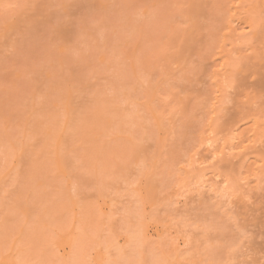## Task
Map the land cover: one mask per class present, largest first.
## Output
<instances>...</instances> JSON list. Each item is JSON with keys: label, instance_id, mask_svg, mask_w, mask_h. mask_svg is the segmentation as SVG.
Returning <instances> with one entry per match:
<instances>
[{"label": "rangeland", "instance_id": "obj_1", "mask_svg": "<svg viewBox=\"0 0 264 264\" xmlns=\"http://www.w3.org/2000/svg\"><path fill=\"white\" fill-rule=\"evenodd\" d=\"M227 1L229 2L232 1L230 3L233 4L232 6L235 5V7L233 8L229 4L228 5L229 8H226L227 10V9H230L231 7L229 11H226L224 9V11L219 10L222 12H218V10H215L214 8L212 10V6L213 4H215L214 6H216L217 0H0V83H1L0 85H2L0 86L1 88L0 90V108H1L0 119H2L1 120L2 122L0 121V131H1L0 132V165H1L0 168L4 167L3 169H0L1 171L0 172L1 173L0 175V184H1L0 185L1 187L0 188L1 189L0 190L1 192L0 193V197H1L0 205L3 206V207L0 206V221L2 222V223L0 222L1 223L0 225H2L0 227L4 226L3 224L6 223L4 221H7L6 224L8 228L9 226L13 225V228L11 226L12 229L11 228L8 229L4 227L3 228L4 230L2 231V228H1L0 231L4 232L8 230L9 232L7 231L6 235H9V234L11 235L13 231H10V229L14 230V233H16V231L18 232L20 231L19 234L16 233L15 236L12 233L13 235L12 239L14 238L16 240L20 236L21 238L20 241L22 240L21 241L22 243H19L20 241H18L17 243L20 245L19 249L22 252L21 255H25L24 257L23 256L22 257L20 256V257L21 259L24 258L25 260H24V263L23 262H19V263L33 264L34 262H36L35 264H38L36 259L39 258L38 262H40L39 260L41 259L42 256H44L41 259L42 264H45V263L49 264V262L50 264H58L56 263L58 262L57 260L58 258L60 260L59 264H65V262H67L66 264H70V263L80 264L81 261L83 262V263L81 262V264H86V262L87 264H101V263L102 264L103 263L104 264H116L115 261L116 262L118 261V264H264V141H263L264 140V66H263L264 56H262V53L264 55V51L261 50L262 45L260 46V43H258L259 40L252 38L250 29H249L251 28L249 26L250 24L247 23L246 19L245 21L242 19V16L244 14L243 8L245 7L243 6V3L245 5L247 2H245L244 0H227ZM222 2L223 1H220V2L218 1L219 4ZM254 2L256 1L254 0ZM222 5H224V3ZM222 8L219 5V9H222ZM259 8L261 9L259 11H261L262 15L261 16L258 15L261 18L259 17L260 20H258L259 18L257 19L258 25L256 24L255 27L259 26L256 28L260 30V33H261V31L264 30V27H263L264 26V9H263L264 7H259ZM212 11L214 14L212 13L209 14V12H212ZM214 11L218 13L219 17L217 16V13H215ZM238 11L243 12V14L242 12L239 13L241 16L238 15V17L241 18V20L238 17H236L237 15L236 13H238ZM255 11L259 12L258 9H255ZM223 12L224 13L227 12V14L225 13L224 15ZM256 12H255V15H257ZM228 13H230V15L231 13L235 14L234 16L231 15L233 19L232 17L230 19V16H227L229 18L226 17ZM209 16L210 17L213 16L215 20L212 21L211 20L212 18L208 19ZM220 18H225V19L227 18V20H230V21L234 20V21L230 23V21H226L225 19L224 20L222 19L221 21ZM211 23H212V26L214 25L216 26V28L215 27L212 28V26L210 25ZM225 23H227V25ZM229 23H230V26L232 27H229ZM218 25H220L219 27L220 31L217 28ZM262 28L263 30H261ZM207 31L209 34H212V35H215L213 33H216L215 35L216 38L215 36L213 37L216 39V42H214L215 39H213L211 35H207L208 34ZM211 31L212 33H210ZM221 31L224 35L221 33ZM218 32L220 33V35ZM224 32H227V33H224ZM239 32H245V34L242 33L243 35L241 36V33L239 34ZM190 34L194 37L193 40L199 37L198 38L199 41L195 39L193 42H191L192 40L188 39L192 37V36H189ZM262 34L264 36V32H262ZM223 36L225 38V42H222L224 39ZM209 37H211L212 40ZM218 39L221 41L219 42ZM186 40L187 41L189 40V42H191L190 45H188V48L192 50L188 49L189 52L187 51L184 45V42L185 44H187ZM210 40L213 42H211ZM235 40L236 41L239 40V42L241 41L242 42L244 41V42L243 43L241 42L242 44L241 43L237 44L238 45L237 46L236 45L237 42ZM249 41L251 42L253 41L252 42L253 44L250 43ZM62 42L64 45L62 44ZM209 42L211 44L213 43L214 47H212V45ZM192 43L196 44V45L195 44L193 45L194 49H193V46H191ZM218 43L220 44L218 45ZM197 45L198 47H195ZM221 45L222 46L224 45V47H222ZM204 46L205 47L208 46L206 48H209L210 46V48H213V49L209 48L207 51L206 48L203 49ZM230 46L231 47L234 46L236 49L234 47L230 48ZM257 46L260 48V50ZM254 47L257 48L258 50L257 52L259 53L258 54L259 59L255 52H254L255 56L252 55L253 51H256V50H253ZM199 49L200 50L203 49L201 50L202 55L206 53L205 55L211 57V58L209 57L210 59H208L207 62L206 60L204 61V59L208 57L206 58H203L205 56L201 57L202 55L199 54L200 53ZM222 49L224 51H221ZM230 49L232 50L234 49V50L232 51ZM193 50L194 51L196 50L195 51L196 53L199 51V53L195 55L196 53L193 52ZM236 50L238 52L240 51V53H237ZM206 51L208 53H211L209 51H212V53L215 52V54H211L213 55L211 56ZM216 51L218 53H216ZM247 51H248V54H247ZM64 52L66 53V55ZM60 53L62 54L61 56H63L64 54V56H67V57H65V59H64V56L60 57ZM237 55L239 57L242 56L240 57L241 59L237 57ZM242 59L243 61L242 63H240ZM209 61L210 62L213 61L212 63H215V64L210 63V65H208ZM246 63L249 64V67ZM228 65L230 66V68L233 67L234 69L233 68L230 69L229 67H227ZM254 65L255 66L257 65V66L255 67ZM19 70L21 71L19 72ZM255 70L257 71L255 72ZM7 71H10L11 74L10 72H7ZM51 71L53 74L50 73ZM240 71L243 74H241ZM251 71H253V73ZM72 72L75 73L74 74L75 76L72 75L73 74ZM41 73L43 74L44 77H47V79L41 76ZM27 76L29 79L27 78ZM22 78H24L25 81H23L24 79ZM69 78L72 80H70ZM250 78H252V80ZM26 79L30 81H27ZM52 79L54 80V82ZM67 79L68 81H66ZM256 79H258L259 83L258 82L256 83L257 81ZM12 80L13 81L15 80V81L13 82ZM80 80L82 81V83L80 82ZM242 80H244V82L247 85H244L245 83H243ZM26 81L28 82L29 86L31 84L30 87H28V84ZM44 81H47L48 83L46 82L45 84ZM253 81H254V84H253ZM24 82H26L27 86L25 85ZM35 83L37 84L39 83V85H36L34 92H31L34 89L31 87H34ZM4 84H5V87L3 86ZM7 84L9 87L8 92L6 89ZM59 87L62 93H59L61 91L59 92L57 91L59 90ZM23 88H25V90ZM27 88H31V89H27ZM50 88L51 89L53 88V90H50ZM66 89L67 91L69 90L72 91L71 92L72 95L74 94L71 97L72 100L69 98L72 102V105H75L73 106L74 107L73 112L70 107L68 111L67 105L66 104L64 105V102H62V101H65L64 99L68 97V96L66 97V95H68L69 92H67ZM20 90H22V92ZM63 90H65L67 94ZM4 91L6 93H4ZM50 91L51 92L54 91V93L50 94L51 93ZM73 91H76V92L74 93ZM27 92H30L35 99L39 97L40 95L41 96L36 99L37 101L36 100L34 101V98L32 97V95H28ZM48 92H50L49 95H51V97L48 95ZM20 93H22L23 95L22 94L20 95ZM63 93L65 94L63 95ZM60 94L62 95L61 97L62 99L60 98L61 96ZM53 95L56 97L57 100L54 98ZM24 96L27 98L29 96L28 99H30V101L28 100L27 102L26 100L27 98L25 99ZM47 96L49 97V99H47L48 98ZM80 96H82L83 99H79V98H82ZM23 97H24V101L26 100V102L23 101ZM30 97L32 98V100ZM59 99H61L62 101ZM69 99L68 101H70ZM47 100L49 103L47 102ZM54 100H56L57 102ZM8 101H10L9 102L10 107L8 105ZM80 101L82 103L81 105L79 103ZM42 102L44 103V105L42 104ZM51 103H54V104L52 105ZM66 103H67V100H66ZM77 103L79 104L78 107L76 106ZM50 104L52 105L53 108L50 106ZM56 104H60L57 107H55L57 109L54 108ZM144 104L145 106H148V107L146 108ZM21 106L23 109L21 108ZM28 107H29V110H28ZM24 108H25V111H24ZM30 109H32L33 111H30ZM49 109H50V112L48 113ZM97 109L100 112L97 111ZM244 109L247 112L244 111ZM28 111L32 117L30 115H27L29 114ZM65 111H68L67 113H69V115ZM32 112H35L34 115ZM54 112H56V114ZM82 112H83V115H80L82 114ZM84 112H85V115L90 114V113L91 114L85 116ZM94 112L95 114L98 113V115H96L97 117L94 116L95 114L93 115ZM10 113L14 114V116L12 115L13 117H16V118L18 117V118L17 119L14 118V121H13V117L11 118V115H9ZM21 113L24 115H22ZM70 113L72 114V116L75 114L73 116L74 118L71 116V119H69L71 115ZM131 114L132 115L134 114V116H132ZM25 115L29 116L34 121L36 119L38 121L36 120V122L34 123V121L31 120L29 122L28 119L25 118ZM113 115H116L114 116L115 118L113 117ZM33 116L34 117L38 116V118L37 117L33 118ZM47 116L49 119L47 118ZM53 117L54 118L56 117V119H53ZM79 117L86 119L84 120L85 122L82 120V118L79 119ZM88 117H90V119ZM9 118L12 119L11 124H10ZM40 118L41 119L43 118V119L40 120ZM57 118L61 120L63 119L64 121L63 120H62L63 122L59 121ZM101 118H102V121L105 122V124L103 125L100 124ZM103 118H106V119H103ZM26 119L28 123L26 122ZM67 119H69L70 121H68ZM98 119H100V121ZM22 120H24V122L26 123L22 122ZM43 120L45 121L44 124L45 123L48 124L49 121L51 124L49 123L48 126L46 124L44 125ZM72 120L74 121V123H71L73 122ZM80 120L82 123L84 122L83 125H81L82 127L79 126L81 123L79 122ZM96 120L98 121V123L95 122ZM17 121H20V122H17ZM88 121H89V124H91V125L87 124L90 128H87L88 126L86 125V122ZM12 122L14 123L12 124ZM37 122H40L41 124ZM133 122H137V124L136 123L131 124ZM31 123L34 124L33 126H36L37 124V126L40 125L46 128L48 127L49 130L48 128L47 129L45 128V131L44 130L42 131L44 127L40 130L41 128L40 126H39L40 128L37 126L36 128L35 127L33 128ZM65 124H66L65 127H69V128L71 127V129L73 128L72 130L75 132L69 129L71 131L70 133L68 128H66L69 131L68 132L69 135L67 134V132L65 134L67 135L68 143L64 142L65 146H62L63 151L60 149L61 150L60 152L59 148L64 143L62 142V144H60L62 140H60V143L58 141H59V138H61V136L63 140L66 139V137L63 136L62 134L64 130L66 131L64 127ZM84 124L86 125V127ZM92 124L96 125V127L92 126ZM16 125H18L17 127L19 128H16L15 127ZM51 125H53V127ZM57 125L60 127L57 128ZM104 125L106 126L104 128H107V129L115 128L116 130L119 128V125L121 129L123 127L124 128L123 130H120L119 128L118 129L119 132L116 130V132H118L116 134L115 131L113 130L114 131L113 132L111 129H110L111 131L105 132L104 131L105 129L101 127ZM111 125L114 128H112ZM129 125L132 126V128ZM11 126L15 128L14 130H17V131L13 130L14 133L10 131L12 130ZM91 126L92 128H94V130L91 128ZM76 127H78V129L81 127L83 128V130L85 128V130L84 132L83 131L81 132L80 130L78 132ZM6 128L8 129V131ZM52 128H57L56 130L54 129L56 132L54 130H51ZM125 128H128V130ZM28 129L31 130V132ZM86 130H89V131L91 130L90 131L91 136H89L88 134L89 131L87 133ZM133 130H135V132ZM146 130H148V132ZM19 131H22V132H19ZM76 131L81 134L79 135L80 138L77 137L78 134H76L77 136L74 134L75 137L73 138V133H76ZM131 131H133V133L135 134L133 136L135 137L132 136ZM36 132L38 133V136L36 135L33 136L32 133L37 134ZM53 132L55 134H53ZM111 132H113L114 135L115 134L116 135L114 136L113 133ZM1 133L3 134V138L6 137L8 141L1 140L2 138ZM6 133L10 134L9 136L13 138V141L12 139H9V136ZM45 133L47 134L49 133L52 137H50L49 135V139H47L48 137L46 136L48 135H46ZM94 133H97V134H94ZM109 133H111V135ZM11 134L15 135L16 137L12 136ZM56 134H59L60 136L58 135L57 137ZM70 134H72V138L74 140L76 137L78 138V141L76 142L77 147L82 145L83 140L81 138L84 137L85 135L86 136L88 135L87 139H89L90 137L89 140L93 139L94 141H89L90 143L88 142L86 144L83 143L86 146V148H83L84 145L80 146L79 150L76 151L73 156L69 157L68 154H73V152L77 149V148L75 149L76 146L74 147V145H72V147L69 148L70 146L69 139L71 138ZM97 135L99 136L97 137ZM104 135H107V136L101 137V139L103 138L102 144H98L99 145L98 147L100 148H97V142L94 138L99 140L98 143H101L100 136H104ZM25 136H27V138ZM39 136L43 139H41ZM117 136L118 138H121L119 136H122V138L125 137L126 139L121 138L122 139L121 140V139H118ZM63 137H65V139ZM114 137H115V141H114ZM201 137H202V140L200 139ZM252 137L253 138L255 137V140L252 139ZM256 137L258 139H256ZM44 138L46 142L43 141ZM51 138H54L53 139L54 142H52L53 140ZM55 138L58 139L57 140L58 143L56 142ZM26 139H27L26 142L28 143L25 144ZM83 139L85 140L86 138L84 137ZM87 139H86V142H87ZM19 140H21V142H19ZM74 140H71L70 142L74 144ZM127 140L128 141L130 140L129 143L127 142ZM135 140L137 143L135 142ZM8 142H10V145L7 144ZM37 142L38 143L40 142L41 144L45 142L47 145L49 143V145L48 146L45 145L46 146L45 147L44 144L40 145ZM78 142L80 143L82 142V143L80 144ZM94 142L96 143V146ZM131 142H134V143L132 144ZM104 143H106L108 148L112 149V151H110V149H107V146H105L102 149V145H105ZM1 144H2V147H1ZM27 144L28 145L30 144V146H28ZM58 144H60V146ZM89 144H90V147H89ZM91 144H94V145H91ZM112 144H115V146L112 147ZM129 144H132L131 146L132 149L135 148L132 150L133 154L135 153V151L137 152L134 155L129 154L130 156L126 153L128 155L127 157L129 158L132 157L130 159H132L134 162L126 157L129 160V163L126 162L128 164L124 168L122 167L124 166L122 165L123 162L119 164V161L120 162L123 160L124 162L126 161L125 158L124 159L122 158V160L120 159L123 156L125 157L126 150L130 148L127 146ZM3 145H5L7 148L9 147V149L11 146L12 147L9 151V149H6L5 146H4L5 148H3ZM18 145L21 147L18 148ZM39 145L41 147L43 146L42 148L44 149L47 148V149L42 150V148H40ZM67 145H69L68 149H73L74 147L75 150L74 149H73L74 151L70 150V152L72 151L73 152L65 155L67 151H65L66 149L64 150V148H66ZM117 145H120V147L118 146L120 148V152L118 150L119 148L118 149L115 148L117 147ZM25 146H28V147H25ZM53 146L54 148H57L58 146L59 148L57 149L59 151H56V149L54 151V149L52 148ZM92 146H95L97 149H100V150L102 149L104 153L107 152L106 154L108 155L105 154L102 157L100 155L101 163L102 165H104L105 169L108 166L109 168L107 169H110L112 167V169L115 172L111 169L113 172H111L110 170L109 174L115 173L112 176V179L114 178L115 180L110 179L111 174L106 175L105 171H107V169L105 171L103 169L102 175H100L101 173L96 175L94 173V170H95L93 167L94 163L92 162L93 165H91L92 163L89 165L88 164L86 165L85 163H83L85 164L84 166L81 164V162L82 160L84 161H87V160H85V158L82 159L81 157H80L81 162L79 161L75 164V166L78 167V169H76V171L74 170V166H73L74 159H76L77 155H78L77 158H79V155L82 156L85 151L84 156L86 158L87 156H91L92 158V155L90 153L92 154L95 153L93 154V157L96 158L97 157L96 152L98 153L100 152L99 154L103 153L102 151L97 150V149L95 150L96 152L95 151L93 152L91 149ZM194 146H197L198 150H196V147ZM33 147L36 150L38 147L37 151L41 149L40 152H37ZM88 147L89 149H91V152L90 150H88ZM17 148L20 152L24 148L23 152H28L29 154L26 153V156H30V158L28 157L27 158L28 160H26V157L22 155L23 157L21 158L25 160H22L21 162L19 161L20 162L19 163L18 160H16L15 158H18V156L19 155L21 156V154L23 153L21 152L18 155L17 152L19 151H17ZM192 148H194V151L196 152V154L194 153ZM12 149L13 151H11ZM25 149L27 150L24 151ZM83 149L84 151L82 153ZM148 149L150 150V153L149 151H147ZM35 151L38 153V155L39 154L41 155L35 156L36 154ZM48 151H50V153ZM128 151L131 152V149H128L127 152ZM7 152H8V156H7ZM59 152H60V155L61 154L63 155V152L64 153L66 152L63 155V157L66 156L65 157L66 159L68 156L69 159L73 161L71 162V164L73 163L72 164L73 167H72V170H70L69 169L71 168L69 167L70 160L67 158L69 161L65 162L64 161L65 159L61 157V159H63L62 161L67 163L66 164L67 166L69 165L68 166L69 168H67V170L68 169L70 170V171L66 170L67 172L64 173V176L67 177L68 174L72 173L71 174L72 184L70 185L72 186L77 185L76 187L77 193H80L79 191H81L82 185H80L79 183L83 184L82 181L84 180L87 184H85L84 182L83 186L85 187H82V191L85 193L88 191L90 193L87 192L88 194L84 193L85 195H82L83 192L81 191L80 193L81 195L76 194L75 188H73L75 190L74 191L73 189L70 188L71 186L70 187L67 186V180L64 185L63 180L65 178L61 174L59 175H61V177L64 179L57 178L59 182L56 179L54 180V178L58 175L57 172L60 171V169H58V171L56 169V165L58 166L57 162L59 161L57 159H60V157L58 158L57 156V154L59 155ZM33 153L35 154L33 155ZM30 154L35 157L31 156ZM43 154L44 155L46 154V157L42 156ZM52 155H54L53 157H55L56 155L55 157L56 159L51 157ZM120 155H123V156H120ZM105 156H109L110 159L108 158V160H109V163H111V167H110V164L107 163L108 160ZM114 156L115 157L120 156L118 158L119 161H117V159H115ZM36 157L37 159L38 158L40 159L37 160L35 159ZM50 157H51V160L57 161V162L55 161V163H53L52 161V166L53 164L54 165L56 164L54 168L50 166V163H51ZM31 158L32 160H34V162L38 161L39 163L37 162L35 164L34 162L31 161ZM45 158H48V163H46V165L49 164V166L52 167L51 170L45 167H44V170L38 168V167L42 168V164H45L44 161L47 160ZM111 158L112 159L114 158L113 160H115L116 162L115 161L110 162ZM148 160H150V162ZM7 161L9 164L7 163ZM27 161H31L32 163L31 162L27 163ZM102 161L103 162L105 161V162L103 163ZM139 161L140 163H138ZM17 162L20 165L16 164ZM22 162L24 165L22 164ZM113 162L114 164H112ZM225 162L226 163L230 162V164L233 163V165L231 164V167L227 168L226 167L227 165L224 164ZM13 163L18 165V167H16V165H14ZM115 163H117V166L121 165L116 170H115L116 168ZM148 163L149 164L151 163V164L149 165ZM234 163L236 165H234ZM27 164L31 166L33 165V167L39 164L38 167H36L38 168V171L36 170L35 167H34L35 168L34 171L32 170L33 167H31V169L28 168ZM78 164L80 165V167ZM96 164L97 163H95V166L97 167ZM81 165L82 167L84 166L83 168L85 169H83ZM222 165L224 166L222 167ZM49 166H46V167H49ZM88 166H89V169H87ZM24 167L25 168L27 167L26 169L28 170H25ZM80 168L84 171L85 176L87 175L89 176L91 173L92 174L94 173L93 175L89 176L90 178L86 177L91 182H87L89 180H87L85 176H83L84 174H81L83 173V171L80 170ZM91 168H93L94 170H90ZM16 169H17V172H16ZM121 169L122 170L126 169V171L123 170L124 171L123 173ZM21 170H24L25 172ZM30 170L33 172L32 176H36V178L35 177L34 178L36 180L37 185L38 186H40V184L42 185V187H40L39 190L35 189L38 186L35 184L34 180H32L33 177L30 176L32 173ZM39 170L40 171L43 170L47 172L48 170L52 171V174H53L52 177L53 176L54 177L51 179L54 180V182L56 181L53 185L57 187L56 188L55 186H53V188L55 187V189L58 190L57 193H56V190L55 189L53 190L52 188V182L51 183L49 182V184L47 182L49 179V175H51V173L49 174L47 172H46L47 174L45 172L39 173ZM77 170H80V173H77ZM86 170H88L87 173L89 172L91 173L86 175ZM13 171H15L16 173H14ZM27 171L28 172L30 171V173H27ZM72 171H75V172L73 173ZM68 172H71V173H68ZM118 172H119V176L117 177ZM10 173H12V175ZM38 173L40 176L38 175ZM75 173L76 175L74 177H76V179L77 178L79 179V177H77L78 174L79 176L81 175L80 176L81 178L84 177V179L83 178H82L83 180L79 179V181L78 179L75 180L73 178V174ZM125 173H127V175ZM150 173L152 174L150 175ZM8 174L10 175L8 176ZM26 174H29L28 177H31L30 179L32 182L29 183V185L31 186V188L34 189V191L36 190L35 192L29 188V185L27 182L28 181L30 182V180H28V177H26L27 176ZM43 174H45L46 177H41V175L43 176ZM120 174H122L125 177H122V175ZM37 175L39 176V178ZM14 176L16 177L14 178ZM22 176L23 177L25 176L26 178L23 179ZM104 176L106 177L109 176V177L104 179ZM69 177L71 176L69 175ZM69 177H68V180L70 179ZM99 177L101 178L100 179L101 182L102 181L105 182L103 183V185L101 182H98ZM8 178L10 181H7ZM44 178H46L47 181ZM125 178H129L130 182ZM22 179L24 180V183H23L24 187H21L22 185L21 183L23 181ZM145 179L150 180L148 181V183L146 182L147 185L145 184V181H144ZM106 180L107 182L109 181L110 184L109 182L108 184H106L107 183ZM72 181L74 183L76 182L77 183L74 184ZM92 181L96 182V184L92 183ZM121 181L123 184L121 183ZM7 182L8 184H5ZM32 183H34V185ZM56 183H58L57 184L58 186L56 185ZM88 183L90 185H95V187L90 186L91 187V190H90V188L88 187L89 186ZM98 183L99 184L101 183V184L99 185ZM116 183L118 184V186H116L117 185ZM119 183H121L120 185L122 187H120ZM16 184L18 186L21 184L19 186V188L20 187L21 188L20 189L18 187L16 188ZM47 184L50 187L45 186V187H49V188H46V191H45L44 189L45 187L43 186ZM59 184L61 186H59ZM104 184L108 186H104ZM6 185H8V187ZM11 185H14V187H12ZM110 185L114 187L113 188L114 190L112 189ZM99 186L101 187L100 189H98ZM102 186L104 187L103 190L104 192H106V194L103 192V190L101 191V189L103 188ZM26 187L29 188L27 189L29 190L28 192H26L27 191ZM60 187H61L60 191L62 195H60L61 193L59 192ZM66 187L69 189V195L67 194L68 190ZM86 187H88L87 189H85L86 191L83 190V188H86ZM92 187L95 189L97 188L98 189L96 190L97 192L95 191V189L92 190ZM144 187L145 189L146 188L147 189L144 190ZM63 188L64 189L66 188V189L64 190ZM115 188H116V192H115ZM5 189H7V192ZM70 189L71 191H74L75 195L73 194L72 196ZM19 190L21 192L24 190L22 194L26 192L25 196L27 195L26 197L23 196L24 199L22 200L20 199V198H23V197H20V195L22 194H19V198L17 197L18 196L17 193H20ZM147 190L149 191V193H145V192H148ZM16 191L18 192L15 193ZM40 191H42V193ZM117 191H120L121 193L119 194V192L117 193ZM9 192L11 193V196ZM31 192H33L32 197L31 195H29ZM36 192L38 193V195L36 196H39V197L34 196L35 195L34 193ZM107 192H109L110 194ZM50 193L52 194L50 196L52 197V200L51 198H49ZM53 193H56V194H53ZM93 193L95 194L93 195ZM57 194L59 198H61L60 200L57 197L58 198V200H56L58 201L57 204H59L60 201H64L67 205L65 206V203L63 202L64 203L63 204L61 202L64 207H61L62 210H61L60 215L63 217L65 216V218L61 217L60 215L58 216L59 213L57 212L56 214L55 213L56 210H54L53 212L55 214L51 213L53 210L47 211V207L46 208L41 207L40 208L41 213H36V212H40L37 209H39L41 202H44V201L47 202V200L50 199L52 203L55 201ZM89 194L91 196L87 197V195ZM102 194H105V195L101 196ZM121 194H123V196ZM67 195L69 196L68 200H65L64 198H62V197L68 198ZM95 195H97L99 198H97V196L94 197ZM99 195L102 198H100ZM107 195L109 199L107 198ZM111 195H114L116 197L111 196ZM117 195L119 196L118 199H117ZM28 196L30 197L28 198ZM75 196L78 197L77 198L78 200L74 198ZM104 196L106 198H103ZM13 197H14L13 201H15L16 199V202H17V203L15 202V204L13 201H11ZM86 197L89 200L86 199ZM90 197H92L93 199H90ZM27 198L29 199L28 201H31V198H32V201L37 199L38 202L36 201L35 205L36 203H38L39 206L38 207L34 206L32 208L34 202L32 205H29L32 202L27 203L28 202ZM82 198L84 200L86 199L85 202L83 201ZM94 198H97L98 200ZM4 199H7L9 204L5 203L7 201ZM50 200L48 201L49 203H50ZM73 200H76L78 202L77 205L80 204L81 207L79 206V208L81 210H82L84 203H86V201L87 202L90 201V205L92 206L90 214L91 212L94 213L97 219L95 218L94 215L88 214L90 215L89 217L92 216L91 217L92 219L89 220L88 218V220L91 223L89 222L88 224V221H87V224H88L87 226L86 221H84V220H87V218L85 219L84 217V220H82L83 218H81L82 216H80L84 214V213L80 214L83 211L79 210V208L77 210V206L75 208L73 207L74 209L73 211H71L72 206H73L72 205ZM96 200L98 203L101 202L100 204L101 206L98 203L97 204L95 203ZM2 201H5V202H2ZM10 201L13 203L12 205L10 204ZM22 201H24V203ZM67 201H69L70 204ZM79 201L80 202L83 201V202L79 203ZM108 201H111V202H108ZM49 203H47V205ZM21 204L23 205L27 204V206H30L32 211L34 210V212H32V214L29 213L30 216L29 214L24 215L22 211H23V208L25 207H21L22 206ZM57 204L54 203V205H57ZM4 205L5 207H8L11 205V207H8L7 209L4 207ZM42 205L43 203L41 204V206ZM59 206L60 205H57V207ZM50 207H52V205ZM57 207L55 209L60 208V207L59 208ZM9 208L12 210L13 208L16 210L18 209L17 210L18 212L17 211L16 212L17 214L19 213L22 218L20 217L19 214L17 218L19 217L21 219H24L25 220L24 223H26L24 224L25 226L23 225V223H22L23 226L17 225V223L19 222L18 221L19 218L17 219L16 216L13 215V212L15 210H13L11 214L10 213L11 210ZM19 208H22V209L19 210ZM68 208H71V209H68ZM94 208L96 211H94ZM110 208L111 210H109ZM5 209L7 210L8 213H10L11 215L10 217L9 215H6L7 213L6 211H4ZM42 209H44L43 210L44 212H42ZM114 209H116L118 212H116ZM67 210H68V215L70 211L72 215L75 214L76 212L74 210H77L79 212L81 211V212L78 213L79 215L76 216L75 214L73 215V218L72 217L70 218L68 217L66 213ZM22 213L24 217L26 216L25 218H23ZM112 213H114L115 215ZM37 214L39 216H41L42 214L41 217H43L44 214H47L50 216V220L52 221L50 222L49 216H48V221L45 220L46 219L45 216L47 215H45L43 218L40 219ZM130 214H132L131 215L132 217L130 216ZM2 215H5V217ZM52 215H57V216L52 217ZM72 215H69V216H72ZM88 215H86V217ZM112 215H114V217ZM7 216L9 217V219ZM34 216L38 218V219L36 218L38 221L37 223H34L29 219L31 218L33 221L36 222V219ZM66 216L68 218H66ZM126 216L128 218L130 217V219L133 218L132 220L134 222L128 219ZM13 217L15 219H13ZM56 217L63 221L64 219H66L65 222L62 221L63 224H65V226L71 223L70 224L71 226L69 225L70 227L69 226L66 227V229L68 228L69 229L68 230L64 229L65 226L63 227L62 223L61 225L59 222H57L59 225L55 224L56 223L55 220L59 221ZM52 218L53 219L56 218V219L53 220ZM102 218H104L106 223L103 221ZM10 219L12 220L11 223L9 222ZM16 219H17V223L15 222ZM75 219L77 221L82 220V222L80 221L76 224ZM93 219H94V222H93ZM98 219H101L102 224ZM108 219H110V221ZM13 220L15 224L20 227L21 230H19V227H16L18 229L16 230V228L14 227L16 225H14ZM26 220L31 221V222H28L29 224L34 223L35 227L32 226L33 224L30 226ZM124 220L126 221L124 222ZM128 220L131 222H129ZM40 221L43 222V224H38V223H41ZM53 221H55L54 222L55 225L52 224ZM95 221L96 222L99 221L100 225L105 224L104 225L105 227L101 226L102 227L101 229H104V230L100 231L99 228H97V227H100L98 226L99 222L96 223ZM8 222L11 225L8 226L9 224ZM110 222H111L112 227L114 228L111 227ZM82 223H83V226L85 225L86 227H81L80 225H82ZM106 224H108L109 228L111 227V229L108 230L107 229L108 226ZM130 224H132L133 227ZM28 225L31 228H29ZM42 225L45 228L41 227ZM74 225L75 226L78 225L79 227L78 226L75 227ZM93 225L96 226L94 227L97 228L99 232L95 233L97 229L94 231ZM26 226L29 229L28 234L30 235L31 238L29 237V235L27 237V231H25L27 230V228H24ZM47 226L48 227L50 226V227L47 228ZM59 226H61L60 229L63 227L64 230L62 229L61 231L59 229ZM22 227L24 228L26 235L24 232H22L23 230ZM56 227L58 228L56 229ZM74 227L76 229L77 228L79 229L80 227L83 229L85 228L84 229L85 232L84 231L82 232H84L85 236H87L86 238L83 235L84 245L87 244L86 245L87 248L85 250L84 249L80 250L83 252H78L79 250L75 249L76 248V246H74V244L76 243L75 239H74L75 240L74 243L72 242L70 246L68 245L67 240L69 239V237L67 233L65 232L75 230ZM86 228L87 230L89 229L88 232ZM38 229H40V231L43 229L44 230L47 229L48 231H50L49 236L52 233H54L55 235L50 236L52 237L51 240L55 236L53 242L51 241L53 244H51L49 241L50 237L49 236L46 237V235L43 234L44 230L43 232L41 231L42 233L39 232L40 234H37V232L39 231ZM58 229L62 233H65V234H62ZM35 230H37L36 234L38 235V236H35V238L37 237L36 238L37 242H34L35 238L33 237L35 234ZM47 230H45L44 233H46ZM21 232L22 234H20ZM76 232L77 231H75L74 237H77ZM23 234L25 235V237ZM41 234H43V236ZM46 234L48 235V233ZM6 235L5 233H4V236H3V233L2 235H0V237L2 236L1 240L3 241L4 239L3 242H1L0 240V243H1L0 245H4L6 247L5 248L4 246H0V248L2 247L5 248V250L3 251L4 253L9 252V249L13 248L11 246L13 242L15 241L14 239L11 240L12 235L11 236L10 235L6 236ZM22 235L23 237H21ZM59 235L60 236L64 235V237L65 235H67L68 238L67 237L64 238L62 236L59 237ZM5 236L7 237L6 239L4 238ZM96 236H99V237L101 236V238L97 240ZM41 237L45 238L46 241ZM92 237H94L96 240ZM22 238L24 239L26 238L27 240L25 239L26 241H24V239ZM32 238L34 241L32 240ZM130 238L132 239V242L130 241L131 240ZM8 239L11 241H9ZM28 239L31 240V242ZM100 239L102 242L100 241ZM6 241H9L10 243ZM129 241L132 245L126 246L130 244ZM28 242L31 243L30 244L31 246L28 245L29 244ZM7 243L10 245L8 246V248L10 247L9 249L7 248V245H8ZM48 243L51 245V247ZM88 244L90 245V247H88L89 246ZM22 245L25 247V249L22 247ZM26 245L29 247L26 248L27 247ZM52 245L54 247H52ZM95 245L97 246L95 247ZM46 246H49V248ZM38 247L40 250L43 249L42 251L39 252V254L41 252H44V250H46L47 248L48 250L44 252L45 253L44 255H38L37 253V255L34 256L33 254L36 253L37 251L36 249H38ZM26 249H29V252H27L28 250ZM0 250L2 251V249ZM49 250H50V253H49ZM76 250H78L77 251L78 253L76 254L80 253V255H78L79 257L81 256L80 258L75 256L74 252ZM69 251L72 253H70ZM3 252L2 253L0 252L1 253L0 257L5 255L3 254ZM84 252H85V255H84ZM30 253H32V255ZM15 254L16 253H14V255ZM54 254L56 256H58L59 254V257H56ZM72 254L74 257L71 258L70 256H72ZM86 254L88 256H86ZM45 256L48 258L50 257L49 262H48V259L45 258ZM66 256L68 257L67 259L65 258ZM20 257H18L17 255L16 258L18 259ZM35 257L37 258L35 259ZM75 257L77 259H75ZM90 257H92V259ZM21 259H19V261Z\"/></svg>", "mask_w": 264, "mask_h": 264}, {"label": "bare ground", "instance_id": "obj_2", "mask_svg": "<svg viewBox=\"0 0 264 264\" xmlns=\"http://www.w3.org/2000/svg\"><path fill=\"white\" fill-rule=\"evenodd\" d=\"M218 1H219V2H220V1H223V2L219 4ZM244 1L247 2V3H246L245 5H244V3H243V6H245V7L243 8V9H244V11H243L244 14H243V12L241 11L242 14H243V16H244V17L242 16V19H243L244 21H245V19H246L247 23L250 24L249 26H250L251 28H249V29H250V32H251L252 38H255V39L259 40L258 43H260V46L262 45V47H261L262 49H261V50L264 51V36H263V34H262V32H264V30H263V28H262L261 30H263V31H261V33H260V30H258V29L256 28V27H259V26H256V27H255L256 24L258 25V22H257V21L260 20V18H261L260 16L262 15V14H261V11H259V10H261L259 7H264V6H263V5H264V3H263L264 0H255L256 2H254V0H244ZM244 1H242V2H244ZM230 2H232V1H230ZM230 2L227 1V0H217V3L215 2L217 7L214 6L215 4L212 3V4H213V6H212V10H213V8H214L215 10H218V12H222V11H219V10H223V11H224V9L226 10V8H229V7H228L229 4H230L231 6L233 5V4H231ZM223 3H224V5H222ZM225 3H227V4H225ZM217 4H219L220 7H221V8L223 7V8H222V9H219V5H217ZM221 5H222V6H221ZM225 5H226V6H225ZM210 6H211V5H210ZM215 7H216V8H215ZM232 7L234 8L235 5L232 6ZM241 7H242V6H241ZM217 8H218V9H217ZM209 9H210V8H209ZM230 9H231V7H230ZM230 9H227L226 11H229ZM255 9H258L259 12H256ZM263 9H264V8H263ZM263 9H262V10H263ZM234 10H236V9H234ZM210 11H211V10H210ZM214 12L217 13L216 11H214ZM232 12H233V11H232ZM241 12L238 11V13H236V14H237L236 17H238V15L241 16V15L239 14V13H241ZM255 12H256L257 15H255ZM211 13L214 14L213 11H212V12H209V14H211ZM225 13L227 14V12H225ZM225 13L223 12L224 15H225ZM219 15H220V14H219ZM231 15L234 16L235 14H234V13H233V14L231 13ZM231 15H230V13H228V15H226V17H227V16H230V19H231V17H232ZM258 15H260V16H258ZM215 16H216V15H215ZM217 16H218V13H217ZM221 16H222V15H221ZM218 17H219V16H218ZM223 17H224V16H223ZM259 17H260V18H259ZM210 18H212V19H211L212 21L215 20V18H213V16H212V17L209 16L208 19H210ZM227 18H229V17H227ZM227 18H226V19H225V18H220V20L222 21V19H223V20L225 19L226 21H230V20H227ZM238 18H239V17H238ZM258 18H259V19H258ZM232 19H233V17H232ZM234 19H235V18H234ZM239 19L241 20V18H239ZM257 19H258V20H257ZM217 20H219V19H217ZM217 20H216V22H217ZM240 20H239V21H240ZM226 21H225V22H226ZM232 21H234V20H231L230 23H231ZM236 21H238V20H236ZM214 22H215V21H214ZM240 22H241V21H240ZM219 23H220V22H219ZM221 23H222V22H221ZM230 23H229V27H232V26H230ZM217 24H218V23H217ZM223 24H224V23H223ZM225 24L227 25V23H225ZM210 25L212 26V23H211ZM213 27L216 28V26H214V25L212 26V28H213ZM219 27H220V25H218V27H217L218 30H219ZM221 27H222V26H221ZM263 27H264V26H263ZM220 29H221V28H220ZM226 29H227V28H226ZM249 29H248V30H249ZM209 30H210V29H209ZM214 30H215V29H214ZM223 30H225V29H223ZM216 31H217V30H216ZM219 31H220V30H219ZM213 32H214V31H213ZM248 32H249V31H248ZM196 33H197V32H196ZM207 33H208V31H207ZM210 33H212V31H211ZM218 33H219V32H218ZM221 33H222V31H221ZM224 33H227V32H224ZM240 33H241V36L243 35L242 33L245 34V32H239V34H240ZM200 34H201V33H200ZM213 34L216 35V33H213ZM222 34H223V33H222ZM222 34H221V35H222ZM261 34H262V35H261ZM195 35H196V34H195ZM207 35H211L212 38L215 36V35H212V34H209V33H208ZM219 35H220V33H219ZM219 35H217V36H219ZM223 35H224V34H223ZM226 35H227V34H226ZM189 36H192V35L190 34ZM236 36H237V34H236ZM185 37H186V36H185ZM187 37H188V35H187ZM195 37H197V36H195ZM211 37H209V38L211 39ZM248 37H249V36H248ZM193 38H194V37L192 36V37H190V38H188V39H191L192 41H191V40H190V41L193 42L195 39L198 40L199 37H198V38H195L194 40H193ZM215 38H216V36H215ZM215 38H213V39H215ZM223 38H224V36H223ZM235 38H236V37H235ZM246 38H247V37H246ZM221 39H222V38H221ZM197 40H196V41H197ZM211 40H212V39H211ZM211 40H210V41H211ZM218 40H219V39H218ZM186 41H187V40H186ZM198 41H199V40H198ZM220 41H221V40H219V42H220ZM235 41H236V40H235ZM245 41H246V40H245ZM191 42H189V40L187 41V44H185V42H184V45H185V48L187 49V51H188V49H190V48H188V45H190ZM211 42H213V41H211ZM214 42H216V39H215ZM222 42H225V38L223 39ZM236 42H237V43H236V45H237V44H240L242 41L239 42V40H238V41H236ZM238 42H239V43H238ZM243 42H244V41H243ZM243 42H242V43H243ZM246 42H247V41H246ZM246 42H245V43H246ZM249 42L252 43L253 41H252V42L249 41ZM65 43H67V42H65ZM188 43H189V44H188ZM209 43H210V42H209ZM242 43H241V44H242ZM62 44H63V42H62ZM194 44H195V43H194ZM194 44L192 43L191 46H193ZM210 44H211V43H210ZM214 44H215V43H214ZM219 44H220V43H218V45H219ZM252 44H253V43H252ZM255 44H256V43H255ZM63 45H64V44H63ZM195 45H196V44H195ZM206 45H207V44H206ZM211 45H212V47H214V46H213V43H212ZM215 45H216V44H215ZM231 45H232V44H231ZM247 45H248V43H247ZM250 45H251V44H250ZM256 45H257V44H256ZM186 46H187V47H186ZM221 46H222V45H221ZM237 46H238V45H237ZM251 46H252V45H251ZM64 47H65V46H64ZM66 47H67V46H66ZM189 47H190V46H189ZM195 47H198V45L195 46ZM206 47H208V46H206ZM206 47L204 46L203 49H205ZM215 47H216V46H215ZM217 47H218V46H217ZM222 47H224V45H223ZM233 47H234V46H232V47L230 46V48H233ZM246 47H247V46H246ZM255 47H256V46H255ZM255 47H254L253 50H256V51H253V53H252V52H251V53H252V55L255 56V54H254V52H255V53L257 54V56H258L259 53L257 52L258 50H257V48H255ZM257 47H258V46H257ZM68 48H69V46H68ZM183 48H184V47H183ZM185 48H184V49H185ZM191 48H192V47H191ZM209 48H210V46H209ZM209 48H206V50L208 51ZM218 48H219V47H218ZM234 48H235V47H234ZM242 48H243V47H242ZM258 48H259V47H258ZM66 49H67V48H66ZM193 49H194V46H193ZM195 49H196V48H195ZM203 49H201V50H203ZM210 49H213V48H210ZM235 49H236V48H235ZM239 49H240V48H239ZM245 49H246V48H245ZM248 49H249V48H248ZM67 50H68V49H67ZM190 50H192V49H190ZM197 50H198V49H197ZM199 50H200V49H199ZM201 50H200V53H199V51L196 53V52H195L196 50H195V51L193 50V52L196 53L195 55H197L198 53H199L200 55H202V54H201V52H202ZM230 50H232V49H230ZM233 50H234V49H233ZM233 50H232V51H233ZM242 50H243V49H242ZM259 50H260V48H259ZM185 51H186V50H185ZM207 51H206V52H207ZM221 51H224V50L222 49ZM243 51H244V50H243ZM249 51H250V50H249ZM251 51H252V50H251ZM65 52H66V51H65ZM65 52H64V53H65ZM188 52H189V51H188ZM203 52H204V51H203ZM209 52H211V53H208V52H207L209 55H211V54H215V52H213V53H212V51H209ZM227 52H229V51H227ZM236 52H237V53H240V51L238 52L237 50H236ZM241 52H242V51H241ZM260 52H261V51H260ZM66 53H67V52H66ZM66 53H65V55H66ZM190 53H191V51H190ZM204 53H205V52H204ZM216 53H218V52L216 51ZM219 53H220V51H219ZM192 54H193V53H192ZM205 54H206V53H205ZM205 54L202 55L201 57H203V56H205V57H203V58L208 57V58L204 59V61L206 60V62H207L208 59H210L211 57H210V56H207V55H205ZM243 54H244V53H243ZM245 54H246V53H245ZM247 54H248V51H247ZM247 54H246V55H247ZM61 55H62V54L60 53V57H63V56H64V54H63V56H61ZM187 55H188V53H187ZM246 55H245V56H246ZM252 55H251V56H252ZM190 56H191V55H190ZM211 56H213V55H211ZM247 56H248V55H247ZM262 56H264L263 53H262ZM65 57H67V56H64V59H65ZM199 57H200V56H199ZM209 57H210V58H209ZM237 57H239V56L237 55ZM240 57H242V56H240ZM240 57H239V58H240ZM252 57H253V56H252ZM243 58H244V56H243ZM254 58H255V57H254ZM240 59H241V58H240ZM250 59H251V58H250ZM258 59H259V56H258ZM258 59H257V60H258ZM262 59H263V58H262ZM236 60H237V59H236ZM244 60H245V59H244ZM210 61H211V60H210ZM210 61H209L208 65H210V63L213 62V61H212V62H210ZM238 61H239V60H238ZM242 61H243V59L241 60L240 63H242ZM263 61H264V60H263ZM249 62H250V61H249ZM249 62H248V63H249ZM258 63H259V62H258ZM212 64H215V63H212ZM234 64H235V63H234ZM238 64H239V63H238ZM246 64H247V63H246ZM246 64H245V65H246ZM251 64H252V62H251ZM263 64H264V63H263ZM231 65H233V64H231ZM247 65H248V67H249V64H247ZM247 65H246V66H247ZM211 66H212V65H211ZM239 66H241V65H239ZM246 66H245V67H246ZM254 66H255V65H254ZM256 66H257V65H256ZM256 66H255V67H256ZM258 66H259V65H258ZM263 66H264V65H263ZM16 67H17V66H16ZM62 67H63V66H62ZM187 67H188V66H187ZM227 67L230 68L229 65H228ZM248 67H247V68H248ZM231 68H233V67H231ZM231 68H230V69H231ZM238 68H239V67H238ZM261 68H262V67H261ZM7 69H8V68H7ZM16 69H17V68H16ZM233 69H234V68H233ZM241 69H242V68H241ZM248 69H249V68H248ZM13 70H15V69H13ZM21 70H22V68H21ZM21 70H19V72H20ZM235 70H236V68H235ZM242 70H243V69H242ZM261 70H262V69H261ZM49 71H50V70H49ZM230 71H231V70H230ZM256 71H257V70H255V72H256ZM3 72H4V71H3ZM7 72H10V71H7ZM14 72H15V71H14ZM43 72H44V71H43ZM240 72H241V71H240ZM251 72L253 73V71H251ZM23 73H24V72H23ZM50 73H52V71H51ZM54 73H55V72H54ZM72 73H73V72H72ZM7 74H8V73H7ZM10 74H11V72H10ZM21 74H22V73H21ZM21 74H20V75H21ZM26 74H27V73H26ZM26 74H25V75H26ZM52 74H53V73H52ZM74 74H75V73H73L72 75L75 76ZM241 74H243V73L241 72ZM246 74H247V73H246ZM248 74H249V73H248ZM255 74H256V73H255ZM258 74H259V73H258ZM260 75H261V74H260ZM14 76H15V75H14ZM21 76H22V75H21ZM29 76H30V75H29ZM41 76H43L42 73H41ZM245 76H246V75H245ZM15 77H16V76H15ZM23 77H24V76H23ZM43 77H44V76H43ZM43 77H42V78H43ZM240 77H241V76H240ZM19 78H20V76H19ZM24 78H25V77H24ZM24 78H22V79H24ZM27 78H28V76H27ZM44 78L47 79V77H44ZM73 78H74V77H73ZM257 78H258V77H257ZM261 78H262V76H261ZM13 79H14V78H13ZM17 79H18V78H17ZM28 79H29V78H28ZM28 79H26V80H27V81H30V80H28ZM46 79H45V80H46ZM69 79H70V78H69ZM242 79H243V78H242ZM250 79L252 80V78H250ZM5 80H7V79H5ZM9 80H11V79H9ZM42 80H43V79H42ZM52 80H53V79H52ZM52 80H51V81H52ZM70 80H72V79H70ZM245 80H246V79H245ZM256 80H257V81H256ZM256 80H254V81H256V83H257V82H258V79H256ZM12 81H13V80H12ZM14 81H15V80H14ZM14 81H13V82H14ZM20 81H21V80H20ZM23 81H25V79H24ZM23 81H22V82H23ZM27 81H26V82H27ZM55 81H56V80H55ZM66 81H68V79H67ZM66 81H65V83H66ZM75 81H76V79H75ZM246 81H247V80H246ZM254 81H253V84H254ZM259 81H260V80H259ZM18 82H19V81H18ZM22 82H21V83H22ZM26 82H24L25 85H26ZM34 82H35V81H34ZM44 82H45V84H46L47 81H44ZM53 82H54V80H53ZM69 82H71V81H69ZM80 82L82 83L81 80H80ZM83 82H84V81H83ZM242 82L245 83L244 80H242ZM247 82H248V81H247ZM251 82H252V81H251ZM29 83H30V82H29ZM41 83H43V82H41ZM47 83H48V82H47ZM73 83H74V81H73ZM258 83H259V82H258ZM0 84H1V83H0ZM18 84H19V83H18ZM27 84H28V82H27ZM71 84H72V83H71ZM77 84H78V83H77ZM238 84H239V83H238ZM9 85H10V84H9ZM25 85H24V86H25ZM36 85H39V83H38V84L35 83L34 87H31V88H34L31 92H34V90H35V88H36V87H35ZM42 85H43V84H42ZM244 85H247V84L245 83ZM0 86H2V85H0ZM3 86L5 87V84H4ZM26 86H27V85H26ZM30 86H31V84H30ZM30 86H29V84H28V87H30ZM54 86H55V85H54ZM59 86H60V84H59ZM70 86H71V85H70ZM70 86H69V87H70ZM73 86H74V85H73ZM6 87H7L6 89H7V92H8V88H9V87H8V84L6 85ZM17 87H18V86H17ZM51 87H52V86H51ZM71 87H72V86H71ZM75 87H76V86H75ZM85 87H86V86H85ZM10 88H11V87H10ZM21 88H22V87H21ZM21 88H20V89H21ZM31 88H27V89H31ZM57 88H58V87H57ZM73 88H74V87H73ZM76 88H77V87H76ZM76 88H75V89H76ZM80 88H81V87H80ZM6 89H5V90H6ZM23 89L25 90V88H23ZM23 89H22V90H23ZM37 89H38V88H37ZM54 89H55V88H54ZM69 89H70V88H69ZM0 90H1V88H0ZM22 90H20V91L22 92ZM50 90H53V88H52V89L50 88ZM76 90H77V89H76ZM9 91H10V90H9ZM27 91H28V90H27ZM57 91H58V92L61 91V90H60V87H59V90H57ZM63 91L65 92V90H63ZM66 91H67V89H66ZM82 91H83V90H82ZM13 92H14V91H13ZM13 92H12V93H13ZM36 92H37V91H36ZM36 92H35V93H36ZM50 92H51V91H50ZM50 92H48V95H49ZM58 92H57V94H58ZM67 92H69V93H68V95H66V97H67V96H68V97H67L66 99H64L65 101H62V100H61V99H62V98H61V97H62L61 94H60V95H61V96H60L61 99H59V100H61L62 102H64V105H65V104L67 105L68 108H67V107H66V108L68 109V111H69V107H70V108L72 109V112H73V108H74L73 106H75V105H72V102H71L72 99H71V97H72L74 94L72 95V93H71L72 91H70V90L67 91ZM73 92L75 93L76 91H73ZM4 93H6V92L4 91ZM4 93H3V94H4ZM10 93H11V92H10ZM23 93H24V92H23ZM27 93H28V95H32L30 92H27ZM52 93H54V91L51 92L50 94H52ZM59 93H62V91L59 92ZM65 93H66V92H65ZM65 93H63V95H64ZM70 93H71V94H70ZM80 93H81V92H80ZM80 93H79V94H80ZM14 94H15V93H14ZM18 94H19V93H18ZM21 94H22V93H20V95H21ZM55 94H56V93H55ZM55 94H54V95H55ZM66 94H67V93H66ZM76 94H78V93H76ZM76 94H75V96H76ZM22 95H23V94H22ZM35 95H36V94H35ZM35 95H34V96H35ZM54 95H53V96H54ZM69 95H71V96H69ZM5 96H6V94H5ZM26 96H27V94H26ZM37 96H39V95H37ZM40 96H41V95H40ZM40 96H39V97H40ZM49 96L51 97V95H49ZM56 96H57V95H56ZM58 96H59V94H58ZM78 96H79V95H78ZM78 96H77V97H78ZM24 97H25V96H24ZM24 97H23V101H24ZM32 97H33V95H32ZM39 97H37V98H39ZM47 97H48V96H47ZM47 97H46V98H47ZM80 97H82V96H80ZM26 98H27V97H25V99H26ZM28 98H29V96H28ZM28 98L26 99L27 102H28V100L30 101V99H28ZM30 98H31V97H30ZM33 98H34V97H33ZM37 98H36V99H37ZM54 98L56 99L55 96H54ZM69 98H70L71 100H70ZM215 98H216V97H215ZM3 99H4V98H3ZM36 99L34 98V101H35ZM40 99H41V98H40ZM40 99H38V100H40ZM47 99H49V97H48ZM52 99H53V98H52ZM68 99H69L70 101H68ZM79 99H83V97H82V98H79ZM79 99H78V101H79ZM26 100H25L24 102H26ZM31 100H32V98H31ZM56 100H57V99H56ZM56 100H54V101H56ZM66 100H67V103H68V102L70 103V104L68 103L69 105L66 103ZM73 100H74V99H73ZM75 100H76V99H75ZM5 101H6V100H5ZM36 101H37V100H36ZM9 102H10V101H8V105H9ZM11 102H12V100H11ZM24 102H23V103H24ZM43 102H44V101H43ZM43 102H42V104L44 105L45 102H44V103H43ZM47 102H48V100H47ZM56 102H57V101H56ZM56 102H55V103H56ZM74 102H75V101H74ZM82 102H83V100H82ZM3 103H4V102H3ZM48 103H49V102H48ZM75 103H76V102H75ZM79 103H80V105L82 104L81 101H80ZM84 103H85V102H84ZM51 104L53 105L54 103H51ZM51 104H50V106L52 107ZM60 104H61V103H60ZM60 104H56V106H54V108L57 107V106L60 105ZM73 104H74V103H73ZM20 105H21V104H20ZM47 105H48V104H47ZM71 105H72V106H71ZM78 105H79V104L77 103L76 106L78 107ZM11 106H12V105H11ZM144 106H145V104H144ZM7 107H8V106H7ZM9 107H10V105H9ZM24 107H25V106H24ZM51 107H50V108H51ZM62 107H63V106H62ZM80 107H81V106H80ZM145 107L147 108L148 106H145ZM11 108H12V107H11ZM21 108H22V106H21ZM52 108H53V107H52ZM52 108H51V109H52ZM60 108H61V107H60ZM64 108H65V106H64ZM64 108H63V109H64ZM75 108H76V107H75ZM81 108H82V107H81ZM22 109H23V108H22ZM55 109H57V108H55ZM55 109H54V111H55ZM98 109H99V108H98ZM98 109H97V111H99ZM100 109H101V108H100ZM0 110H1V108H0ZM26 110H27V108H26ZM28 110H29V107H28ZM77 110H78V109H77ZM24 111H25V108H24ZM24 111H23V112H24ZM30 111H33V110L30 109ZM56 111H57V110H56ZM68 111H65V112L67 113ZM97 111H95V112H97ZM119 111H120V110H119ZM244 111H246V110L244 109ZM39 112H40V111H39ZM49 112H50V109H49L48 113H49ZM63 112H64V111H63ZM70 112H71V111H70ZM77 112H78V111H77ZM95 112L93 113V115L95 114ZM99 112H100V111H99ZM120 112H121V111H120ZM122 112H123V111H122ZM246 112H247V111H246ZM28 113H29V111H28ZM32 113H33V115H34L35 112H32ZM54 113L56 114V112H54ZM57 113H58V112H57ZM61 113H62V111H61ZM66 113H65V114H66ZM116 113H118V112H116ZM244 113H245V112H244ZM15 114H16V113H15ZM21 114H22V113H21ZM65 114H64V115H65ZM67 114L69 115V113H67ZM70 114H71V113H70ZM86 114H87V113H86ZM90 114H91V113H90ZM90 114H87V115H90ZM245 114H246V113H245ZM245 114H244V115H245ZM248 114H249V113H248ZM9 115H11V118L14 116V114H11V113H10ZM12 115H13V116H12ZM22 115H24V114H22ZM27 115H30V113L27 114ZM36 115H37V113H36ZM47 115H48V114H47ZM64 115H63V116H64ZM74 115H75V114H74ZM74 115H73V116H74ZM80 115H83V112H82V114H80ZM84 115H85V112H84ZM87 115H85V116H87ZM96 115H98V113H96L94 116H96ZM118 115H119V114H118ZM131 115H132V114H131ZM30 116H31V115H30ZM71 116H72V114L70 115L69 119H71ZM73 116H72V117H73ZM108 116H109V115H108ZM108 116H107V118H108ZM110 116H111V114H110ZM110 116H109V117H110ZM114 116H116V115H113V117H114ZM132 116H134V114H133ZM246 116H247V115H246ZM6 117H7V116H6ZM8 117H9V116H8ZM21 117H22V116H21ZM23 117H24V116H23ZM31 117H32V116H31ZM36 117L38 118V116H36ZM36 117L33 116V118H36ZM41 117H42V116H41ZM50 117H51V116H50ZM56 117H57V116H56ZM56 117H55V118L53 117V119H56ZM96 117H97V116H96ZM121 117H122V116H121ZM121 117H120V118H121ZM124 117H125V116H124ZM124 117H123V118H124ZM14 118H16V117H13V121H14ZM17 118H18V117H17ZM17 118H16V119H17ZM25 118H27L29 122L32 120V118H30L29 116H26V115H25ZM43 118H44V117H43ZM43 118H42V119H43ZM47 118H48V116H47ZM47 118H45V119H47ZM62 118H63V117H62ZM66 118H67V117H66ZM73 118H74V117H73ZM81 118H82V117H81ZM81 118L79 117V119H81ZM88 118L90 119V117H88ZM110 118H111V117H110ZM114 118H115V117H114ZM114 118H113V119H114ZM118 118H119V117H118ZM118 118H117V119H118ZM132 118H133V117H132ZM146 118H147V117H146ZM9 119H10V118H9ZM9 119H7V120H9ZM19 119H20V117H19ZM27 119H26V122H27ZM42 119L40 118V120H42ZM45 119H44V120H45ZM48 119H49V118H48ZM57 119H58V118H57ZM63 119H64V118H63ZM63 119H62V120H63ZM69 119H67V120L70 121ZM89 119H88V120H89ZM96 119H97V118H96ZM103 119H106V118H103ZM117 119H116V120H117ZM144 119H145V118H144ZM1 120H2V119H0V121H1ZM3 120H4V119H3ZM7 120H6V122H7ZM36 120H37V119H36ZM36 120H35V121L32 120V121H34V123H35ZM44 120H43V124H44V122H45ZM58 120H59V121H62L61 119H58ZM82 120L84 121V120H86V119H83V118H82ZM92 120H93V119H92ZM98 120L100 121V119H98ZM109 120H111V119H109ZM118 120H119V119H118ZM142 120H143V119H142ZM9 121H10V124H11L12 119H10ZM37 121H38V120H37ZM63 121H64V120H63ZM63 121H62V122H63ZM72 121H73V120H72ZM75 121H76V120H75ZM133 121H134V120H133ZM1 122H2V121H1ZM17 122H20V121H17ZM22 122H24V120H22ZM26 122H24V123H26ZM46 122H48V121H46ZM79 122H81V120H80ZM79 122H78V123H79ZM84 122H85V121H84ZM84 122H83V123H84ZM95 122L98 123L97 120H96ZM100 122H101V123H100ZM100 122H99V123H100L101 125L105 124V122L102 121V118H101V121H100ZM102 122H103V123H102ZM119 122H120V121H119ZM13 123H14V122H12V124H13ZM27 123H28V122H27ZM37 123H40V122H37ZM49 123H50V121H49ZM49 123H48V124H49ZM67 123H69V122H67ZM67 123H66V124H67ZM71 123H74V121L71 122ZM81 123H82V122H81ZM81 123H80L79 126L83 125V123H82V124H81ZM97 123H96V124H97ZM106 123H107V122H106ZM111 123H112V121H111ZM111 123H110V124H111ZM134 123L137 124V122H133V123H131V124H134ZM40 124H41V123H40ZM45 124H46V123H45ZM45 124H44V125H45ZM48 124H46V125L48 126ZM50 124H51V123H50ZM66 124L64 125V127L66 126ZM87 124H88V125H91V124H89V121L86 122V125H87ZM108 124H109V122H108ZM113 124H114V123H113ZM116 124H118V123H116ZM136 124H135V125H136ZM140 124H141V123H140ZM8 125H9V124H8ZM8 125H7V126H8ZM31 125L33 126L34 124L31 123ZM84 125H85V124H84ZM86 125H85V127H86ZM88 125H87V126H88ZM106 125H107V124H106ZM17 126H18V125H16L15 127H16V128H19V127H17ZM23 126H24V125H23ZM36 126H37V124H36ZM36 126H33V128H34V127L36 128ZM39 126H40V125H38L37 127H39ZM51 126L53 127V125H51ZM68 126H69V125H68ZM92 126L96 127V125H94V124H92ZM92 126H91V128H92ZM97 126H98V125H97ZM108 126H109V125H108ZM108 126H107V127H108ZM111 126H112V125H111ZM111 126H110V127H111ZM116 126H117V125H116ZM126 126H127V124H126ZM129 126H130V125H129ZM139 126H140V125H139ZM142 126H143V125H142ZM40 127H41V128H40ZM40 127H39V128H40V130H41L44 126H40ZM55 127H56V125H55ZM59 127H60V126L57 125V128H59ZM81 127H82V126H81ZM81 127H80L79 129H78V127H76L77 130H78V132H79V130H80L81 132H82V131L84 132L85 128H84V130H83V128H81ZM101 127L104 128V127H106V126L104 125V126H101ZM122 127H123V126H122ZM130 127L132 128V126H130ZM7 128H8V127H7ZM7 128H6V129H7ZM9 128H10V127H9ZM11 128H12V130H10V131L13 132V130H14L15 128H13L12 126H11ZM21 128H22V127H21ZM26 128H27V127H26ZM28 128H29V127H28ZM45 128H46V127H44V128L42 129V131H43V130L45 131ZM47 128H48V127H47ZM47 128H46V129H47ZM57 128H52L51 130H54V129L56 130ZM66 128H68V130L71 129V127H70V128H69V127H65V129H66ZM76 128H75V129H76ZM87 128H90V127L88 126ZM87 128H86V129H87ZM97 128H98V127H97ZM97 128H96V129H97ZM112 128H114V127L112 126ZM119 128H120V125H119ZM119 128H118V129H119ZM123 128H124V127H123ZM123 128H122V129L120 128V130H123ZM23 129H24V128H23ZM30 129H31V128H30ZM72 129H73V128H72ZM72 129H71V131H73ZM75 129H74V130H75ZM81 129H82V130H81ZM92 129L94 130V128H92ZM92 129H91V130H92ZM96 129H95V130H96ZM104 129H105V130H104L105 132H108V131H111V130H112V131L114 130L116 134L119 132L118 129H116V130L118 131V132H116L115 128H114V129H111V128H110L111 130H110L109 128H108V129H107V128H104ZM106 129H107V130H106ZM125 129L128 130V128H125ZM20 130H22V129H20ZM24 130H25V129H24ZM26 130H27V129H26ZM28 130H29V129H28ZM48 130H49V128H48ZM55 130H54V131H55ZM60 130H62V129H60ZM60 130H59V131H60ZM63 130H64V129H63ZM68 130L66 129V131L64 130L65 133H64V132L62 133L63 136L66 137V139H65V137H63L65 140L62 139V136H61V138H59V141H58L59 143H60V140H62L60 144H62V142H63V143H64V142H65V143H66V142L68 143V141H67V139H68V138H67V135H65L66 132H67V134H68V132L70 131V130H69V131H68ZM91 130H90V131H91ZM7 131H8V129H7ZM14 131H17V130H14ZM29 131L31 132V130H29ZM71 131H70V133H71ZM86 131H87V133H88L89 130H86ZM90 131H89V133H88L89 136H91ZM114 131H113V132H114ZM124 131H125V130H124ZM129 131H130V130H129ZM133 131L135 132V130H133ZM133 131H131V132H132V136L135 135V134L133 133ZM146 131L148 132V130H146ZM0 132H1V131H0ZM19 132H22V131H19ZM34 132H35V131H34ZM39 132H40V131H39ZM55 132H56V131H55ZM60 132H61V131H60ZM60 132H58V133H60ZM73 132H75V131H73ZM78 132L76 131V133H73V138L75 137L74 134H75V135L78 134V136H77V135H76V136L80 138L79 135H81V134L78 133ZM95 132H96V131H95ZM113 132H111V133H113ZM122 132H123V131H122ZM131 132H130V133H131ZM2 133H4V132H2ZM2 133H1V135H2V136H1V137H2L1 140H2V141H8V139H7L6 137L3 138V134H2ZM13 133H14V132H13ZM16 133H17V132H16ZM16 133H15V135H16ZM36 133H37V132H36ZM40 133H41V132H40ZM92 133H93V132H92ZM98 133H99V132H98ZM101 133H102V132H101ZM111 133H109V134L111 135ZM127 133H128V132H127ZM149 133H150V132H149ZM202 133H203V132H202ZM6 134H7V133H6ZM45 134L48 135V136H46ZM45 134H44V135H45L46 137H48L47 139H49V135H50V134H49V133H48V134L45 133ZM53 134H55V133L53 132ZM82 134H83V133H82ZM94 134H97V133H94ZM94 134H93V136H94ZM99 134H100V133H99ZM105 134H107V133H105ZM116 134H115V135H116ZM124 134H125V132H124ZM124 134H123V135H124ZM128 134H129V133H128ZM7 135L9 136L10 134H7ZM11 135H12V134H11ZM15 135H12V136H15ZM21 135H22V134H21ZM29 135H30V134H29ZM32 135H33V136H34V135L38 136V133H37V134H35V133L33 134V133H32ZM44 135H43V137H44ZM56 135H57V137H58L59 134H56ZM68 135H69V134H68ZM70 135H71V136H70L71 138H70L69 140H70V141H71V140H74V139L72 138V134H70ZM110 135H109V136H110ZM113 135H114V133H113ZM115 135H114V136H115ZM126 135H127V134H126ZM130 135H131V134H130ZM252 135H253V134H252ZM258 135H259V134H258ZM4 136H5V134H4ZM8 136H7V137H8ZM27 136H28V135H27ZM27 136H25V137L27 138ZM40 136H41V135H40ZM40 136H39V137H40ZM59 136H60V135H59ZM82 136H83V135H82ZM87 136H88V135H87ZM87 136L85 135L84 137L87 139V138H88ZM98 136H99V135H97V137H98ZM105 136H107V135L100 136V139H101V137H105ZM127 136H128V135H127ZM200 136H201V135H200ZM204 136H205V135H204ZM15 137H16V136H15ZM17 137H18V135H17ZM19 137H20V135H19ZM50 137H52V136L50 135ZM55 137H56V136H55ZM77 137H76V138H77ZM84 137L81 138V139L83 140V143H84V144L88 143L89 141H94L93 139L89 140V139H90V137H89V139H87V142H86V139H85V140L83 139ZM119 137L122 138V136H119ZM133 137H135V136H133ZM202 137H203V136H202ZM202 137L200 138L201 140H202ZM257 137H258V136H257ZM257 137H256V139H258ZM36 138H37V137H36ZM40 138H41V137H40ZM76 138H75L76 141L74 140V144L71 143V142L69 141L70 146L67 145V147L64 148V150L66 149L65 151H67V153L65 152V153H66V154H65V153L63 152V155H64V154L67 155L68 153H72V152L77 148V149L73 152V154H68L69 157H70V156H73V155L75 154V152L79 150L80 146H83V145H84V144L81 142L82 145H80V146L78 145L79 147H77V143H76V142L78 141V138H77V139H76ZM91 138H93V137H91ZM117 138H118V136H117ZM121 138H118V139H121ZM127 138H128V137H127ZM147 138H148V137H147ZM3 139H4V140H3ZM5 139H6V140H5ZM9 139H12V141H13V138H11L10 136H9ZM14 139H15V138H14ZM19 139H21V138H19ZM41 139H43V138H41ZM51 139L53 140L54 138H51ZM51 139H50V140H51ZM81 139H80V140H81ZM94 139H95L96 142H97V148H100V147H98V146H99L98 144H102V139H103V138L101 139V143H98L99 140H97L96 138H94ZM98 139H99V138H98ZM122 139H126V138L124 137V138H122ZM122 139H121V140H122ZM128 139H129V138H128ZM145 139H146V138H145ZM252 139L255 140V137H254V138L252 137ZM33 140H34V139H33ZM52 140H51V141H52ZM55 140H56V142H57L58 139L55 138ZM133 140H134V139H133ZM133 140H132V141H133ZM260 140H261V139H260ZM17 141H18V139H17ZM26 141H27V139L25 140V144L28 143V142H26ZM29 141H30V139H29ZM43 141H45V138H44ZM84 141H85V142H84ZM112 141H113V140H112ZM114 141H115V137H114ZM116 141H118V140H116ZM129 141H130V140H129ZM129 141L127 140L128 143H129ZM257 141H258V140H257ZM263 141H264V140H263ZM19 142H21V140H19ZM45 142H46V141H45ZM45 142L42 143V144H41L40 142H39V143L37 142V143L40 144V145H43V144H44V146H45V145H47ZM47 142H48V141H47ZM52 142H54V140H53ZM58 142H57V143H58ZM72 142H73V141H72ZM135 142H136V140H135ZM32 143H33V142H32ZM65 143H64L63 145H61V146H60V144H58V145L60 146V148H59L58 146H57V148H59V150H60V149L62 150V149H63L62 146H65ZM75 143H76V144H75ZM78 143H80V142H78ZM81 143H80V144H81ZM89 143H90V142H89ZM91 143H92V142H91ZM94 143H95V142H94ZM128 143H127V144H128ZM131 143L133 144L134 142H131ZM136 143H137V142H136ZM3 144H4V143H3ZM7 144L10 145V142H8ZM13 144H15V143H13ZM25 144H23V145H25ZM38 144H37V145H38ZM53 144H54V143H53ZM104 144H105V145H102V149H103L105 146H107L106 143H104ZM132 144H129L130 146L127 145L128 147H130V148H128V149H131V152H129V151L127 152V150H128V149H127L126 152H125V157H124L123 155H120V156H123V157H121L120 160H122V158H123V159L125 158V160H126L125 162H124V160L121 161V162L118 160V158H119L120 156H119V157L116 156L117 158L114 156V158L117 159V161H119V164L123 162L122 165H124V166H122V167H124V168H125V167L127 166V164L129 163V160H128V159L132 158V157H130V158L127 157L129 154H133L132 150L135 149V148H133V149L131 148ZM9 145H8V146H9ZM27 145H28V144H27ZM40 145H39V146H40ZM48 145H49V143H48ZM48 145H47V146H48ZM51 145H52V143H51ZM55 145H56V144H55ZM72 145H74V147L76 146L75 149H74V147H73L74 150H73V149H68V146H69V148H71ZM87 145H88V144H87ZM91 145H94V144H91ZM139 145H140V144H139ZM141 145H142V144H141ZM4 146H5V145H3V148L6 147V146H5V147H4ZM28 146H30V144H29ZM28 146H25V147H28ZM95 146H96V143H95ZM95 146H92V148H91L93 152L97 149ZM100 146H101V145H100ZM113 146H115V144H112V147H113ZM118 146L120 147V145H117V147H115V148L118 149V148H119ZM147 146H148V145H147ZM1 147H2V144H1ZM11 147H12V146H11ZM11 147H10V149H11ZM16 147H17V146H16ZM19 147H21V146L18 145V148H19ZM42 147H43V146H42ZM42 147L40 146V148H42ZM45 147H46V146H45ZM50 147H51V146H50ZM89 147H90V144H89ZM89 147H88V150H90V152H91V149H89ZM94 147H95V148H94ZM133 147H134V146H133ZM136 147H137V146H136ZM142 147H143V146H142ZM142 147H141V148H142ZM194 147H196V150H198V149H197V148H198L197 146H194ZM13 148H14V147H13ZM18 148H17V151H19ZM33 148H34V147H33ZM33 148H32V150H33ZM40 148H39V149H40ZM48 148H49V147H48ZM52 148L54 149V151H55V149H56V151H59L57 148H54V146H53ZM52 148H50V149H52ZM83 148H86V146L84 145ZM115 148H114V149H115ZM199 148H200V146H199ZM6 149H9V147H8V148L6 147ZM6 149H5V150H6ZM10 149H9V151H10ZM23 149H24V148H23ZM23 149H22V151H21V152L23 153V154H21V156L19 155V153H21V152H20V151L17 152L18 155H19L18 158H19L20 160H19L18 158H15V159L18 160V162H19V161L21 162L22 160H25V159L21 158V157H23V156L26 157V160H28V159H27L28 157L30 158V156H26V153H28V152H23ZM34 149H35V148H34ZM46 149H47V148H45V149L42 148V150H46ZM81 149H82V148H81ZM81 149H80V150H81ZM93 149H94V150H93ZM102 149H101V150H100V149H97V150L102 151ZM107 149H110V148H108V146H107ZM107 149H105V150H107ZM114 149H113V151H114ZM138 149H140V148H138ZM149 149H150V147H149ZM149 149H148L147 151H149V153H150V150H149ZM192 149H193V151H194V148H192ZM26 150H27V149H25L24 151H26ZM29 150H30V149H29ZM35 150H36V149H35ZM37 150H38V147H37ZM37 150H36V151H37ZM40 150H41V149H40ZM40 150L37 151V152H40ZM61 150H60V152H61ZM70 150H73V151L70 152ZM85 150H86V149H85ZM88 150H87V151H88ZM118 150H119V152H120V148H119ZM121 150H122V148H121ZM11 151H13V149H12ZM14 151H15V150H14ZM36 151H35L36 154L33 153V155L35 154V156L38 155V153H37ZM62 151H63V150H62ZM68 151H69V152H68ZM83 151H84V149L82 150V153H83ZM110 151H112V149H110ZM141 151H142V150H141ZM32 152H33V151H32ZM41 152H42V151H41ZM43 152H44V151H43ZM48 152L50 153V151H48ZM51 152H53V151H51ZM60 152H59V155L57 154L58 158L60 157V159H57V160H59V161H58L59 163L55 160V161L57 162V164H58V166L55 164V165H56V169H57V171H58V169H60V171H58V172L55 171V172L58 173V175L61 174L62 176H64V173H66L67 171L72 170V167H73V166H74V170L76 171V169H78V167H76L75 164H76L77 162H79V161L81 162V158H82V159L85 158V160H87V161L82 160L81 164L84 165V166H85V164H86V165H87V164L89 165V164H91L92 162L94 163V165H93V163H92L91 165H93V167H94L95 170H94L93 168H91L90 170H94V173H95L96 175H98V174H100V173H101L100 175H102V174H103V173H102V172H103V169H104V171H105L107 168H109V166L107 167V165H106L107 168H106V169L104 168V165H102V163H101V158H100V155H101V157H102V156H104L107 152L104 153V152L102 151L103 153L99 154L100 152L98 153V152L95 151V152L98 154V155L96 154V156H97L96 158L93 157V154H95V153H93V154L90 153V154L92 155V158H91V156H87V158H86V157L84 156V154H85V151H84V153H83L82 156L79 155V158H77L78 155H77V156L75 155V156H76V159H74V165H73V166H72L73 163L71 164V162H73V161L70 160L68 156H67V158H68L70 161H69L67 158H66V159H67V161H66V159H65L66 156L63 157L62 154H61V155H62V156H61V155H60ZM80 152H81V151H80ZM136 152H137V151H135V153H136ZM145 152H146V151H145ZM49 153H48V155H49ZM56 153H57V152H56ZM82 153H81V154H82ZM86 153H88V152H86ZM110 153H111V152H110ZM116 153H118V152H116ZM121 153H123V152H121ZM121 153H120V154H121ZM126 153H127L128 155H127ZM135 153H134V154H135ZM141 153H142V152H141ZM143 153H144V152H143ZM147 153H148V152H147ZM194 153L196 154L195 151H194ZM12 154H13V153H12ZM14 154H15V153H14ZM28 154H29V153H28ZM31 154H32V153H31ZM31 154H30V155H31ZM112 154H114V153H112ZM134 154H133V155H134ZM22 155H23V156H22ZM33 155H31V156H33ZM40 155H41V154H39L38 156H40ZM50 155H51V154H50ZM86 155H87V154H86ZM88 155H89V154H88ZM106 155H108V154H106ZM141 155H142V154H141ZM141 155H140V156H141ZM7 156H8V152H7ZM35 156H33V157H35ZM42 156L46 157V154H45V155L43 154ZM53 156H54V155H52L51 157H53ZM75 156H74V158H75ZM98 156H99V157H98ZM129 156H130V155H129ZM131 156H132V155H131ZM143 156H144V155H143ZM146 156H147V155H146ZM51 157H50V160H51ZM55 157H56V155H55ZM55 157H53V158H55ZM61 157L65 159V160H64L65 162H68V161H69L70 166H69V165H68V166L71 167V168H69V167L66 165L67 163H65V162L62 161L63 159H61ZM80 157H81V158H80ZM89 157H90V158H89ZM105 157H106L107 160H108L109 156H105ZM105 157H104V158H105ZM126 157H127L128 159H127ZM134 157H135V156H134ZM11 158H12V156H11ZM41 158H42V157H41ZM48 158H49V157H48ZM48 158H45V159H47V160H46L47 162L44 161L45 164H42V168L38 167L39 164H38L37 166H34V167H35V168L38 167L39 169H43V170H44V167H45V168L51 170V168H52V167L54 168L55 165L53 164V166H52V161H53V160L50 161V162H51V163H50V166H52V167H50L49 164L46 165V163H48ZM97 158H98L99 160H98ZM114 158H113V159H114ZM142 158H143V157H142ZM146 158H147V157H146ZM5 159H6V158H5ZM8 159H9V158H8ZM35 159H37V157H36ZM38 159H40V158H38ZM38 159H37V160H38ZM55 159H56V158H55ZM71 159H72V158H71ZM78 159H80V160H78ZM88 159H89L91 162H90ZM92 159H93V160H92ZM94 159H95V161H94ZM109 159H110V158H109ZM113 159L111 158V161H110V162L115 161V160H113ZM149 159H150V157H149ZM9 160H10V159H9ZM96 160H97V161H96ZM102 160H103V158H102ZM127 160H128V161H127ZM130 160H132V159H130ZM140 160H141V158H140ZM145 160H146V159H145ZM31 161L34 162V160H32V158H31ZM31 161H27V163H29V162H31ZM39 161H40V160H39ZM55 161H53V163H55ZM99 161H100V162H99ZM132 161H133V160H132ZM148 161L150 162V160H148ZM5 162H6V160H5ZM18 162H17L16 164H18ZM20 162H19V163H20ZM32 162H31V163H32ZM37 162H38V161H37ZM37 162H34V163L36 164ZM102 162H103V161H102ZM104 162H105V161H104ZM104 162H103V163H104ZM115 162H116V161H115ZM126 162H128V163H126ZM133 162H134V161H133ZM141 162H142V161H141ZM7 163H8V161H7ZM14 163H15V161H14ZM14 163H13V164H14ZM25 163H26V161H25ZM34 163H33V165H34ZM38 163H39V162H38ZM83 163H85V164H83ZM95 163H97V164H96L97 167L95 166ZM99 163H100V164H99ZM107 163H109V160H108ZM117 163H118V162H117ZM117 163H115V167H116L115 170L118 169L119 166H121V165H118V166H117ZM138 163H140V161H139ZM227 163H229V164H227ZM227 163H226V162L224 163V164L227 165V166H226L227 168H230V167H231V164L233 165V163H231V164H230V162H227ZM8 164H9V163H8ZM16 164H14V165H16ZM22 164H23V162H22ZM22 164H21V166H22ZM98 164H99V165H98ZM105 164H106V163H105ZM109 164H110V167H111V163H109ZM109 164H108V165H109ZM112 164H114V162H113ZM125 164H126V165H125ZM148 164H149V163H148ZM150 164H151V163H150ZM150 164H149V165H150ZM18 165H20V164H18ZM18 165H16V167H18ZM23 165H24V164H23ZM28 165H29V164H27V167L30 168V169H31V167H33V165H32V166H31V165L28 166ZM78 165H79V164H78ZM78 165H77V166H78ZM82 165H81V167H82ZM91 165H90V167H91ZM131 165H132V164H131ZM131 165H130V167H131ZM234 165H236V164L234 163ZM21 166H20V167H21ZM46 166H49V167H46ZM84 166H83V167H84ZM132 166H133V165H132ZM136 166H137V165H136ZM223 166H224V165H222V167H223ZM0 167H1V165H0ZM27 167H26V168H27ZM34 167H33V169H32L33 171L35 170ZM79 167H80V165H79ZM83 167H82V168H83ZM113 167H114V166H113ZM128 167H129V166H128ZM137 167H138V166H137ZM149 167H150V166H149ZM261 167H262V166H261ZM3 168H4V167H3ZM3 168H0V169H3ZM21 168H22V167H21ZM24 168H25V167H24ZM24 168H23V169H24ZM26 168H25V170H28V169H26ZM38 168H36L37 171H38ZM67 168H69L70 170H69V169L67 170ZM147 168H148V167H147ZM150 168H151V167H150ZM224 168H225V167H224ZM233 168H234V167H233ZM47 169H46V170H47ZM83 169H85V168H83ZM87 169H89V166L87 167ZM111 169H112V167H111L110 169H107V171H105V172H106V175L109 174V171H110ZM4 170H5V169H4ZM43 170H42V171L39 170V173H40V172H41V173H43V172L46 173V172H47V171H43ZM50 170H48V172H47L48 174L51 173V175H49V179H51V178L54 177V176L52 177L53 174H52V171H50ZM66 170H67V171H66ZM80 170H82V169L80 168ZM80 170H77V173H80ZM112 170H113V169H112ZM112 170H111V172L114 171V170H113V171H112ZM123 170L126 171V169H123ZM123 170L121 169V171H123ZM127 170H128V169H127ZM21 171H24V170H21ZM30 171H31V170H30ZM30 171H29V172L27 171V173H30ZM49 171H50V172H49ZM53 171H54V169H53ZM75 171H72V172L74 173ZM82 171H83V170H82ZM117 171H118V170H117ZM117 171H116V172H117ZM148 171H149V170H148ZM0 172H1V171H0ZM2 172H3V171H2ZM10 172H11V171H10ZM13 172L16 173V172H17V169H16V172H15V171H13ZM24 172H25V171H24ZM31 172H32V171H31ZM35 172H36V171H35ZM35 172H34V173H35ZM59 172H60V173H59ZM87 172H88V170H86V175L91 173V172H89V173H87ZM92 172H93V171H92ZM105 172H104V173H105ZM107 172H108V173H107ZM114 172H115V171H114ZM7 173H8V172H7ZM20 173H21V172H20ZM39 173H38V175H39ZM47 173H46V174H47ZM62 173H63V174H62ZM68 173H71V172H68ZM94 173H93V174H94ZM121 173H122V172H121ZM123 173H124V171H123ZM123 173H122V174H123ZM127 173H128V172H127ZM127 173H125V174L127 175ZM130 173H132V172H130ZM152 173H153V171H152ZM152 173H150V175H151ZM10 174L12 175V173H10ZM10 174H8V176H9ZM21 174H22V173H21ZM32 174H33V172L31 173L30 176L33 177V178H34V177L36 178V176H32ZM36 174H37V173H36ZM71 174H72V173H71ZM71 174H68L67 177L64 176L65 179L62 178L61 175H59V176L57 175L58 177L56 176V177L54 178V180H55V179H56V180H58V179H64V180H63L64 185H65V182H66V180H67V186H68V187L71 186V187H70L71 189L75 188V190H76L77 185H73L74 187H73L72 185H70V184H72V183H71V179H72V175H71ZM81 174H84V171H83V173H81ZM93 174L91 173L90 175H93ZM110 174H111V175H110ZM110 174H109V175H110V179H111V180H115L114 178L112 179V176H113V174H115V173H113V174L110 173ZM117 174H118V175H117ZM117 174H116V175H117V177H118V176H119V172H118ZM122 174H120V175H122ZM144 174H145V173H144ZM0 175H1V173H0ZM18 175H19V174H18ZM23 175H24V174H23ZM26 175H27V176H26ZM26 175H25L26 177L29 176V174H26ZM38 175H37V176H38ZM54 175H56V174H54ZM69 175H70L71 177H69ZM75 175H76V173L73 174V178H74L75 180H77L78 178L76 179V177H74ZM90 175H89V176H90ZM129 175H130V174H129ZM147 175H148V174H147ZM4 176H5V175H4ZM4 176H3V177H4ZM19 176H20V175H19ZM25 176H24V177L22 176L23 179L26 178ZM39 176H40V175H39ZM39 176H38V178H39ZM80 176H81V175H80ZM80 176H79V174H78V176H77V177H79L80 180H81L82 178L84 179V177L81 178ZM83 176H85V174H84ZM89 176L87 175V176H85V178H86V177L90 178ZM143 176H145V175H143ZM6 177H7V176H6ZM15 177H16V176H14V178H15ZM31 177H28V180H30V182H29V181L27 182L28 185H29V183L32 182L31 179H30ZM41 177H46V175L43 174V176L41 175ZM47 177H48V176H47ZM59 177H60V178H59ZM68 177L70 178L69 180H68ZM97 177H98V176H97ZM101 177H102V176H101ZM107 177H109V176H107ZM107 177L104 176V179H106ZM114 177H115V176H114ZM120 177H121V176H120ZM120 177H119V178H120ZM122 177H125V176L122 175ZM129 177H130V176H129ZM147 177H148V176H147ZM147 177H146V178H147ZM33 178H32V180H34L35 184L37 185L35 178H34V179H33ZM38 178H37V180H38ZM57 178H58V179H57ZM92 178H93V177H92ZM94 178H95V177H94ZM115 178H116V177H115ZM149 178H150V177H149ZM149 178H148V179H149ZM11 179H13V178H11ZM23 179H22V180H23ZM40 179H42V178H40ZM44 179L47 181L46 178H44ZM49 179H48L47 182H48V184H49V182H50V183L52 182V188H53V186H55V185H53V184H54L56 181L54 182V180H52V179L49 180ZM79 179H78V181H79ZM83 179H82V180H83ZM86 179H87V178H86ZM100 179H101V178L99 177V181H98V180H97V181H98V182H101ZM102 179H103V178H102ZM123 179H124V178H123ZM123 179H122V180H123ZM125 179H127V180L130 182V179H129V178H125ZM148 179H147V180H146V179L144 180V181H145V184H146V182L148 183V181H150V180H148ZM150 179H151V178H150ZM18 180H19V179H18ZM22 180H21V181H22ZM87 180H89V179H87ZM94 180H95V179H94ZM117 180H119V179H117ZM7 181H10L9 178L7 179ZM19 181H20V180H19ZM26 181H27V180H26ZM26 181H25V182H26ZM43 181H44V180H43ZM43 181H42V182H43ZM124 181H126V180H124ZM128 181H127V182H128ZM2 182H4V181H2ZM2 182H1V183H2ZM47 182H46V183H47ZM58 182H59V180H58ZM61 182H62V181H61ZM61 182H60V183H61ZM72 182H73V181H72ZM75 182H76V181H75ZM82 182H83V184H84L85 181L83 180ZM87 182H91V181L89 180V181H87ZM106 182H107V180H106ZM108 182H109V181H108ZM108 182H107L106 184H108ZM116 182H117V181H116ZM119 182H120V181H119ZM10 183H11V182H10ZM20 183H21V182H20ZM23 183H24V180H23L22 183H21L22 185L20 184L21 187H24V186H23ZM73 183H74V182H73ZM76 183H77V182H76ZM76 183H74V184H76ZM78 183H79V182H78ZM92 183H95V184H96V182H94V181H92ZM101 183H102V185H103V183H105V182L102 181ZM101 183H100V184H101ZM111 183H112V182H111ZM113 183H114V181H113ZM121 183H122V181H121ZM121 183H119V185H120ZM139 183H140V182H139ZM5 184H8V182L5 183ZM14 184H15V183H14ZM32 184L34 185V183H32ZM32 184H31V185H32ZM48 184H47V185H44L43 187H45V186H49ZM57 184H58V183H56V185H57ZM61 184H62V183H61ZM79 184L82 185V187H85V186H83L82 183H79ZM85 184H87V183L85 182ZM88 184H89V183H88ZM98 184H99V183H98ZM100 184H99V185H100ZM109 184H110V182H109ZM116 184H117V183H116ZM122 184H123V183H122ZM127 184H128V183H127ZM149 184H150V183H149ZM0 185H1V184H0ZM20 185H19V186H20ZM146 185H147V184H146ZM4 186H5V185H4ZM6 186L8 187V185H6ZM9 186H10V185H9ZM11 186L14 187V185H11ZM19 186L16 184V188H17V187L19 188ZM26 186H27V185H26ZM37 186H38V185H37ZM57 186H58V185H57ZM59 186H61V185L59 184ZM62 186H63V185H62ZM86 186H88V185H86ZM90 186H94V187H95V185H90V184H89L88 187L90 188V190H91V187H90ZM97 186H98V185H97ZM104 186H108V185H105V184H104ZM110 186H111V185H110ZM110 186H109V187H110ZM114 186H115V185H114ZM116 186H118V184H117ZM139 186H140V184H139ZM139 186H138V187H139ZM149 186H150V185H149ZM21 187H20V188H21ZM40 187H42L41 184H40V186H38V187L35 188V189H36V190H39ZM49 187H50V186H49ZM49 187H45V188H44L45 191H46V188H49ZM55 187H56V186H55ZM55 187L53 188V190L55 189ZM63 187H64V186H63ZM80 187H81V186H80ZM82 187H81V191H82ZM88 187L83 188V190L87 189ZM102 187H103V186H102ZM109 187H107V188H109ZM111 187H112V189L114 188L113 186H111ZM120 187H122V186L120 185ZM120 187H119V188H120ZM145 187H146V186H145ZM145 187H144V190H146V189L148 188V186H147L146 189H145ZM0 188H1V187H0ZM16 188H15V189H16ZM20 188H19V189H20ZM29 188H30L31 190L34 191V189L31 188L30 185H29ZM29 188L26 187V190L29 189ZM56 188H57V187H56ZM66 188H67V187H66ZM66 188H65V189H66ZM100 188H101V187L99 186L98 189H100ZM116 188H117V187H116ZM116 188H115V192H116ZM13 189H14V188H13ZM23 189H25V188H23ZM60 189H61V187L59 188V192L61 193ZM63 189H64V188H63ZM65 189H64V190H65ZM71 189H70V192H71V194H72V196H73L75 190L73 189L74 191H71ZM93 189H95V188L92 187V190H93ZM98 189L96 188L95 191L98 190ZM103 189H104V187L101 189V191H102ZM120 189H121V188H120ZM150 189H151V187H150ZM0 190H1V189H0ZM5 190H6V192H7V189H5ZM17 190H18V189H17ZM21 190H22V189H21ZM26 190H25V191H26ZM36 190H35V191H36ZM40 190H41V189H40ZM53 190H52V191H53ZM55 190H56V189H55ZM67 190H68V191H67L68 193H67V192H66V193L69 195V189L67 188ZM78 190H79V188H78ZM88 190H89V189H88ZM105 190H106V189H105ZM113 190H114V189H113ZM113 190H112V191H113ZM148 190H149V189H148ZM148 190H147V191H148ZM9 191H10V190H9ZM28 191H29V190H27L26 192H28ZM35 191H34V192H35ZM43 191H44V190H43ZM45 191H44V192H45ZM57 191H58V190H56V193H57ZM81 191H79V192L81 193ZM85 191H86V190H85ZM99 191H100V190H99ZM108 191H109V190H108ZM110 191H111V189H110ZM110 191H109V192H110ZM149 191H150V190H149ZM149 191H148V192H145V193H149ZM3 192H5V191H3ZM17 192H18V191H16L15 193H17ZM19 192H20V193H17V195H18L17 197H18V198H19V194H22V192H24V190H23L22 192L19 190ZM26 192H25V193H26ZM40 192L42 193V191H40ZM47 192H48V190H47ZM62 192H63V191H62ZM82 192H83V191H82ZM87 192H88V191H87ZM87 192H86V193H87ZM96 192H97V191H96ZM103 192H104V190H103ZM109 192H107V193H109ZM118 192H119V194L121 193L120 191H117V193H118ZM0 193H1V192H0ZM15 193H14V194H15ZM25 193H23L22 195H20V197H23V196L26 197L27 195L25 196ZM32 193H33V192H31V193L29 194V195H31V197L33 196ZM51 193H52V192H51ZM51 193H50V195H49V194H48V195H49V198H51V200H52V197H50V196L52 195ZM56 193H53V194H56ZM60 193H59V194H60ZM66 193H65V194H66ZM75 193H76V194H80V193H77V190H76ZM84 193H85V192H83L82 195H85V194H86V193H85V194H84ZM88 193H90V192H88ZM88 193H87V194H88ZM104 193L106 194V192H104ZM110 193H111V192H110ZM110 193H109V194H110ZM9 194H10V196H11V193H10V192H9ZM34 194H35L34 196L38 195L37 192L34 193ZM91 194H92V193H91ZM94 194H95V193H93V195H94ZM97 194H98V193H97ZM105 194H102L101 196H103V195H105ZM111 194H112V193H111ZM119 194H118V195H119ZM60 195H62V193H61ZM68 195H67V196H68ZM74 195H75V194H74ZM80 195H81V194H80ZM93 195H92V196H93ZM118 195H117V199H118V197H119ZM121 195L123 196V194H121ZM144 195H145V194H144ZM40 196H41V195H40ZM89 196H91V195H90V194L87 195V197H89ZM96 196H97V195H95L94 197H96ZM99 196H100V195H99ZM101 196H100V198H102ZM111 196H114V195H111ZM2 197H3V195H2ZM8 197H9V196H8ZM14 197H15V196H14ZM14 197L11 199V201L14 200ZM24 197H23V198H20V199L22 200V199H24ZM29 197H30V196H28V198H29ZM36 197H39V196H36ZM36 197H35V198H36ZM46 197H47V196H46ZM53 197H55V196H53ZM57 197L59 198L58 194H57V196H56V198H55V201L52 202L53 204L51 203V200H50L49 198H48V199L50 200V203L48 202L49 200H47V202L44 201L46 204H45L44 202H41V204L43 203L42 206H41V204H40V206H39L38 203H36V205H35V202L37 201V199L34 200V201H32V198H31V201H28L29 199L27 198V201H28L27 203L32 202L31 204H29V205H32L33 202H34L32 208H33L34 206H35V207H36V206H37V207L39 206V209H37V210H39L40 212H36V211H35L36 213H41V209H40L41 207H43V208H46V207H47V211H51V210H53V211L51 212L52 214H55V213L57 214V212H58V213H59L58 216H59L60 213H61V210H62L61 207H64L63 204H64L65 202H64V201H60L59 204H57V202H58V201H56V200H58ZM84 197H85V196H84ZM87 197H86V199H88ZM114 197H116V196H114ZM146 197H147V195H146ZM0 198H1V197H0ZM9 198H10V197H9ZM15 198H16V197H15ZM41 198H42V197H41ZM62 198H64L65 200H68V199H69V196H68V198L66 197L67 199H66L65 197H62ZM74 198L77 199L78 197L75 196ZM97 198H99V197L97 196ZM97 198H94V199H97ZM103 198H106V197L104 196ZM107 198H108V195H107ZM7 199H8V198H7ZM7 199H4V200L7 201ZM25 199H26V198H25ZM43 199H44V198H43ZM43 199H42V200H43ZM59 199L61 200V198H59ZM70 199H71V197H70ZM79 199H80V198H79ZM82 199H83V198H82ZM86 199H85V200H86ZM90 199H93V198L90 197ZM108 199H109V198H108ZM108 199H107V200H108ZM112 199H113V198H112ZM117 199H116V200H117ZM77 200H78V199H77ZM85 200L83 199L84 202H85ZM88 200H89V199H88ZM97 200H98V199H97ZM97 200H96V202H95L96 204L98 203ZM11 201H10V204L12 205L13 203H12ZM83 201H82V202H83ZM111 201H112V200H111ZM111 201H108V202H111ZM0 202H1V201H0ZM2 202H5V201H2ZM13 202H14V204H15L16 199H15V201H13ZM22 202L24 203V201H22ZM25 202H26V201H25ZM37 202H38V201H37ZM39 202H40V201H39ZM61 202H62V203L64 202V203L62 204ZM67 202H69V201H67ZM70 202H71V200H70ZM70 202H69V204H70ZM82 202L79 201V203H82ZM5 203H8V201L5 202ZM16 203H17V202H16ZM47 203L51 204L52 207H50L51 205H49V204L47 205ZM54 203L57 204V205H60V206H59L60 208L57 207V205H54ZM102 203H103V201H102ZM106 203H107V202H106ZM8 204H9V203H8ZM44 204H45V205H44ZM61 204H62V205H61ZM77 204H78V202H77L76 200H73V202H72V205H73V206H72V210H71V211H73V209H74L76 206H77V210H78L80 204H79V205H77ZM98 204L100 205L101 202L98 203ZM109 204H110V203H109ZM109 204H108V205H109ZM2 205H3V204H2ZM11 205L8 206V207H11ZM21 205H22V206H21ZM21 205H20L21 207H25V208H23V211H22V212L24 213V215H27V214H29V213L32 214V212H34V210L32 211L31 207H30V206H27V204H26V205L21 204ZM53 205H54V206H53ZM81 205H83V204H81ZM0 206H1V205H0ZM15 206H16V205H15ZM15 206H14V207H15ZM17 206H18V204H17ZM44 206H45V207H44ZM48 206H49V207H48ZM55 206H56L57 208H59L60 211H59V209H55V208H56ZM65 206H67L66 203H65ZM68 206H70V205H68ZM96 206H97V205H96ZM100 206H101V205H100ZM109 206H110V205H109ZM113 206H114V205H113ZM116 206H117V205H116ZM118 206H119V205H118ZM1 207H3V206H1ZM4 207H5V205H4ZM8 207H5V208L8 209ZM12 207H13V206H12ZM29 207H30V208H29ZM54 207H55V208H54ZM73 207H74V208H73ZM80 207H81V206H80ZM53 208H54V209H53ZM113 208H114V207H113ZM3 209H4V208H3ZM9 209H10V208H9ZM20 209H22V208H19V210H20ZM49 209H50V210H49ZM65 209H67V208H65ZM68 209H71V208H68ZM91 209H92V206L90 205V201H89V202L86 201V203H84V205H83V207H82V210L79 208V210H81V211H83V212L80 211V212H81V213H80V212L77 211V210H74V211L76 212V213H75L76 216L79 215L78 213H80V214H83V213H84L83 215H80V216H82V217H81V218H83L82 220H84V217H85V219L87 218V220H84V221H86V224H87V221H88V224H89V222H90L89 220L92 219V218H91L92 216H91V217H89V216H90L91 214L94 215V213H92V212H91V214H90ZM96 209H97V208H96ZM116 209H117V208H116ZM116 209H114V210H115L116 212H118ZM10 210H11V211H10ZM10 210H9V211H10L11 214H12L13 210H15V211L13 212V215H15L16 218H17V216L20 215L19 213H18L19 215L17 214V212H18L17 210H18V209L16 210V209L13 208V210H12V209H10ZM29 210H31V211H29ZM35 210H36V208H35ZM43 210H44V209H42V212H44ZM54 210H56L55 213H53ZM109 210H111V208H110ZM118 210H119V209H118ZM4 211H6V213H7V214L5 213L6 215H9V217L11 216L10 213H8L6 209H5ZM16 211H17V212H16ZM63 211H64V210H63ZM71 211L69 212V215H72V214H71ZM94 211H96L95 208H94ZM3 213H4V212H3ZM14 213H15V214H14ZM23 213H22V215H23ZM49 213H50V212H49ZM64 213H65V212H64ZM64 213H63V214H64ZM66 213H67V215H68V210H67ZM66 213H65V214H66ZM108 213H109V212H108ZM108 213H107V214H108ZM65 214H64V215H65ZM75 214H73V215H75ZM88 214H90V215H88ZM107 214H106V215H107ZM112 214H114V213H112ZM24 215H23V218L26 217V216L24 217ZM37 215H38V214H37ZM45 215H47V214H44L43 217H44ZM69 215H68V217H70V218L72 217V218H73V215H72V216H69ZM86 215H88V216L86 217ZM114 215H115V214H114ZM114 215H112V216L114 217ZM131 215H132V214H130V216H131ZM2 216L5 217V215H2ZM2 216H1V217H2ZM15 216H14V217H15ZM29 216H30V214H29ZM38 216H39V215H38ZM41 216H42V214H41ZM41 216H39L40 219L43 218V217H41ZM48 216H49V215L45 216L46 219L44 218V219L47 220V221H48ZM53 216H57V215H52V217H53ZM60 216H61V215H60ZM94 216H95V218H96V215H94ZM94 216H93V218H94ZM7 217H8V216H7ZM9 217H8V219H9ZM14 217H13V219H15ZM20 217H21V215H20ZM27 217H28V216H27ZM34 217H35V216H34ZM34 217H32V218H34ZM61 217H63V216H61ZM61 217H60V218H61ZM68 217L66 216V218H68ZM78 217H79V216H78ZM103 217H104V216H103ZM105 217H106V216H105ZM126 217H127V216H126ZM131 217H132V216H131ZM18 218H19V217H18ZM18 218H17V219H18ZM21 218H22V217H21ZM21 218L18 219V221H19L18 223L21 222L20 224L17 223V219H16V221H15V222L17 223V225H19V226H23L24 224H26V223H24L25 220H24V219H21ZM36 218H37V217H35V219H36ZM56 218H57V217H56ZM56 218H54V219H56ZM63 218H65V216H64ZM74 218H75V216H74ZM88 218H89V220H88ZM109 218H110V217H109ZM127 218H128V217H127ZM127 218H126V220H127ZM8 219H7V220H8ZM20 219H21V221H20ZM29 219H30L32 222H34V223H37V222H38V221H37L38 218L36 219V222L33 221L31 218H29ZM44 219H43V220H44ZM52 219H53V218H52ZM54 219H53V220H54ZM57 219H58V218H57ZM79 219H80V218H79ZM96 219H97V218H96ZM96 219H95V220H96ZM102 219H103V221L105 222L104 218H102ZM128 219H130V217H129ZM132 219H133V218H132ZM132 219H130V220H132ZM2 220H3V219H2ZM10 220H11V219H10ZM10 220H9V222L11 223L12 220H11V221H10ZM30 220H29V221L26 220L27 223H28V222H31ZM43 220H42V221H43ZM49 220H50V216H49ZM58 220H59V221L55 220V221H56L55 224H58L57 222H59L60 225H61V223L63 224V222H65L66 219H64V221H63V220H60V219H58ZM75 220H76V219H75ZM82 220H80V221L82 222ZM98 220H99V221L101 222V224H102L101 219H98ZM108 220L110 221V219H108ZM126 220H124V222H125ZM22 221H23V222H22ZM47 221H46V222H47ZM51 221H52V220H50V222H51ZM55 221H53L52 224H54ZM60 221H61V222H60ZM62 221H63V222H62ZM71 221H72V219H71ZM80 221H77V220H76L75 223L77 224V223L80 222ZM99 221H98V222H99ZM109 221H108V222H109ZM128 221H129V220H128ZM132 221H133V220H132ZM0 222H1V221H0ZM4 222L7 223V221H4ZM4 222H3V223H4ZM9 222H8V223H9ZM13 222H14V220H13ZM15 222H14V225H16ZM40 222H41V221H40ZM43 222H44V221H43ZM43 222L38 223V224H43ZM66 222H68V221H66ZM69 222H70V221H69ZM93 222H94V219H93ZM95 222H96V221H95ZM98 222H96V223H98ZM100 222H99V224H98V226H100V227H97V228H99V230L101 231V230H104V229H101V228H102L105 224H104V225H100ZM129 222H131V221H129ZM133 222H134V221H133ZM1 223H2V222H1ZM1 223H0V224H1ZM6 223L3 224V225H4L3 227H0V230H1V228H2V231H3V230H4V229H3L4 227L8 228ZM10 223L8 224V226L11 225ZM22 223H23V225H22ZM34 223H32L33 225H32L31 223H30V224L28 223V224H29L30 226H31V225L34 226ZM48 223H49V222H48ZM90 223H91V222H90ZM96 223H95V224H96ZM105 223H106V222H105ZM126 223H127V222H126ZM55 224H54V225H55ZM67 224H68V223H67ZM70 224H71V223H70ZM70 224H69V225H70ZM84 224H85V223H84ZM88 224H87V226H88ZM132 224H133V223H132ZM132 224H130V225H132ZM5 225H6V226H5ZM17 225L14 226V227H15V228H16V227H19V226H17ZM29 225H28V227H29ZM48 225H49V224H48ZM54 225H52V226H54ZM58 225H59V224H58ZM69 225H66V226H65V224H63V227L65 226L64 229H66V227L69 226ZM106 225L108 226V224H106ZM110 225H111V222H110ZM0 226H2V225H0ZM11 226H12V228H13V225H11ZM11 226H9V228H11ZM24 226H25V225H24ZM39 226H40V225H39ZM39 226H38V228H39ZM52 226H51V227H52ZM70 226H71V225H70ZM70 226H69V227H70ZM74 226H75V225H74ZM76 226H78V225H76ZM76 226H75V227H76ZM80 226H81V227H86L85 225L83 226V223H82V225H80ZM89 226H90V225H89ZM91 226H92V224H91ZM94 226H95V225H93V227H94ZM101 226H102V227H101ZM107 226H106V227H107ZM34 227H35V226H34ZM41 227H44V226L42 225ZM49 227H50V226H49ZM49 227L47 226V228H49ZM60 227H61V226H59V229H60ZM63 227L60 229L61 231H62ZM75 227H74L75 230H71V229H70L71 231H68V232H65V233H67V235H68V237H69V239L67 240L69 246L72 244V242L74 243L75 240H76V243H75L76 245L74 244V246H76L75 249H78L79 251L76 250L74 253H75V256L79 257L78 255H80V253H79V254H76V253H78V252H83V251H80V250H82V249L85 250V249L87 248V246H86L87 244L84 245V236H85V234H84L85 230H84V229H85V228L83 229V228L80 227L79 229H78V228L76 229ZM78 227H79V226H78ZM95 227H96V226H95ZM95 227H94V231L97 229V228H95ZM104 227H105V226H104ZM111 227H112V225H111ZM111 227L109 228V226H108L107 229L109 230V229H111ZM132 227H133V225H132ZM9 228H8V229H9ZM12 228H11V229H12ZM15 228H14V229H15ZM22 228H23V227H22ZM24 228H27V226L24 227ZM24 228H23L22 232L25 233V231H27V237H28V235H29V234H28L29 229L27 228V230L24 231ZM29 228H31V227H29ZM44 228H45V227H44ZM57 228H58V227H56V229H57ZM90 228H91V227H90ZM112 228H114V227H112ZM11 229H10V231H13L12 233L14 234V236H15L16 233L19 234V232H20V231H19V232L16 231V230H18V229L16 228V230H15L16 233H14V230H11ZM40 229H41V228H40ZM40 229H38L39 231L37 232V234L42 233L43 230H44V229L41 230V231H42V232H41ZM50 229H51V228H50ZM52 229H53V228H52ZM59 229H58V230H59ZM64 229H63V230H64ZM68 229H69V228H68ZM68 229H66V230H68ZM72 229H73V228H72ZM81 229H83V230H81ZM19 230H21L20 227H19ZM45 230H47V229H45ZM45 230H44V232H45ZM60 230H59V231H60ZM79 230H80V231H79ZM86 230H87V228H86ZM88 230H89V229H88ZM88 230H87V232H88ZM91 230H92V229H91ZM2 231H0V235H2V233H3V236H4V233H5V235H6V233H7L8 230H7V231H4V232H2ZM36 231H37V230H35V234H34V236H33L34 238H35V236H38V235L36 234ZM47 231H48V230H47ZM47 231H46V233H48V235H47L46 233L43 232V234L46 235V237H48L49 234H50V233H49L50 231H48V232H47ZM61 231H60V232H61ZM75 231H77V232H76V236H77V237H74V236H75ZM78 231H79V232H78ZM82 231H84V232H82ZM105 231H106V230H105ZM146 231H147V230H146ZM1 232H2V233H1ZM8 232H9V231H8ZM22 232H21L20 234H22ZM31 232H32V231H31ZM39 232H40V233H39ZM87 232H86V233H87ZM89 232H90V231H89ZM97 232H99L98 229L95 231V233H97ZM107 232H108V231H107ZM12 233H11V235H12ZM51 233H52V232H51ZM61 233H62V232H61ZM61 233H60V234H61ZM65 233H62V234H65ZM77 233H78V235H77ZM82 233H83V234H82ZM31 234H32V233H31ZM43 234H41V235L43 236ZM56 234H57V232H56ZM87 234H88V233H87ZM87 234H86V235H87ZM9 235H10V234H9ZM9 235H6V236H9ZM11 235H10V236H11ZM23 235H24V234H23ZM23 235H22L21 237H23ZM25 235H26V233H25ZM25 235H24V237H25ZM51 235H55V234L52 233ZM51 235H50V236H51ZM67 235H65V237H67ZM83 235H84V236H83ZM88 235H89V234H88ZM95 235H96V234H95ZM97 235H99V234H97ZM100 235H102V234H100ZM127 235H128V234H127ZM131 235H132V234H131ZM6 236L4 237L5 239L7 238ZM17 236H19V235H17ZM17 236H16V238H17ZM31 236H32V235H31ZM50 236H49V237H50ZM61 236L64 237V235H61ZM61 236L59 235V237H61ZM90 236H91V235H90ZM118 236H119V235H118ZM12 237H13V235L11 236V240L14 239V238L12 239ZM29 237H30V235H29ZM39 237H40V236H39ZM65 237H64V238H65ZM68 237H67V238H68ZM85 237L87 238V236H85ZM88 237H89V236H88ZM96 237H97V240H98L99 238H101V236H100V237H99V236H96ZM133 237H134V236H133ZM1 238H2V236L0 237V240H1ZM30 238H31V237H30ZM36 238H37V237H36ZM36 238L34 239L35 241L33 240V238H32V240H33L34 242H37V241H36ZM41 238H43V237H41ZM51 238H52V237H50V239H49V238H48V239H49L50 243L53 244L52 242H53L55 236H54V238H53L52 240H51ZM67 238H66V239H67ZM92 238H94V237H92ZM131 238H132V236H131ZM131 238H130V239H131ZM9 239H10V238H9ZM9 239H8V240H9ZM20 239H21L20 236L16 239L17 241L14 239L16 242H15V241L13 242L14 245L12 244V246H11V247H13L12 249H9L10 247L8 248V246H10V245L7 243V244H8V245H7V248L9 249V252H6V253L3 252V251L5 250L6 247H5L4 245H0V246H4V247H5V248H3V247L0 248V249H2V251L0 250V252H1V253L3 252V254H5V255L2 254L3 256L0 257V264H21V263H19V262H23V263H24V260H25V259H24V258L21 259V257H22V256L24 257L25 255H21L22 252H21V250L19 249V246H20V245L17 243L18 241H20ZM22 239H24V238H22ZM25 239H26V238H25ZM25 239H24V241L27 240V239H26V240H25ZM43 239L45 240V238H43ZM43 239H42V241H43ZM61 239H62V238H61ZM74 239H75V240H74ZM88 239H89V238H88ZM94 239H95V238H94ZM11 240H9V241H11ZM28 240H29V239H28ZM70 240H71V242H70ZM95 240H96V239H95ZM134 240H135V238H134ZM134 240H133V241H134ZM3 241H4V239H3ZM3 241L1 240V242H3ZM9 241H6V242H9ZM21 241H22V240H21ZM21 241H20L19 243H22ZM29 241L31 242V240H29ZM33 241H32V242H33ZM38 241H39V240H38ZM45 241H46V240H45ZM51 241H52V242H51ZM100 241H101V239H100ZM130 241L132 242V239H131ZM130 241H129V243H130ZM6 242H5V243H6ZM47 242H48V241H47ZM47 242H46V243H47ZM88 242H89V241H88ZM88 242H87V243H88ZM101 242H102V241H101ZM5 243H4V244H5ZM9 243H10V242H9ZM24 243H25V242H24ZM26 243H27V242H26ZM28 243H29V242H28ZM46 243H45V244H46ZM66 243H67V242H66ZM69 243H70V244H69ZM126 243H128V242H126ZM126 243H125V244H126ZM0 244H1V243H0ZM30 244H31V243H29L28 245H30ZM42 244H43V242H42ZM48 244H49V243H48ZM90 244H91V243H90ZM92 244H93V243H92ZM5 245H6V244H5ZM49 245H50V244H49ZM54 245H55V244H54ZM83 245H84V247H83ZM88 245H89V244H88ZM130 245H132V244L130 243V244L126 245V246H130ZM26 246H27V245H26ZM30 246H31V245H30ZM35 246H36V245H35ZM35 246H34V247H35ZM37 246H38V245H37ZM85 246H86V247H85ZM96 246H97V245H95V247H96ZM22 247L25 249V247H24L23 245H22ZM22 247H21V248H22ZM28 247H29V246H27L26 248H28ZM44 247H45V245H44ZM46 247L49 248V246H46ZM50 247H51V245H50ZM52 247H54V246L52 245ZM71 247H72V246H71ZM82 247H83V248H82ZM88 247H90V245H89ZM31 248H32V247H31ZM31 248H30V250H31ZM41 248H42V247H41ZM48 248H47L46 250H48ZM69 248H70V247H69ZM24 249H23V250H24ZM35 249H36V248H35ZM44 249H45V248H44ZM71 249H72V248H71ZM26 250H28L27 252H29V249H26ZM36 250H37V251L39 250V251H38V252L36 251V253L33 254L34 256H36L37 253H38V255H44V254H45L44 252L46 251V250H44V252H41V253L39 254V252L42 251L43 249L40 250L39 247H38V249H36ZM52 250H53V249H52ZM89 250H91V249H89ZM89 250H88V252H89ZM6 251H7V250H6ZM19 251H20V252H19ZM24 251H25V250H24ZM33 251H34V250H33ZM77 251H78V252H77ZM86 251H87V250H86ZM30 252H31V251H30ZM51 252H52V251H51ZM67 252H68V251H67ZM69 252H70V251H69ZM104 252H105V251H104ZM1 253H0V254H1ZM14 253H16V254H15L16 256L14 255ZM19 253H20V255H19ZM42 253H43V254H42ZM46 253H47V252H46ZM49 253H50V250H49ZM70 253H72V252H70ZM30 254L32 255V253H30ZM51 254H52V253H51ZM51 254H50V255H51ZM88 254H89V253H88ZM105 254H106V253H105ZM17 255H18V257H20V256H21V257L17 259V258H16ZM28 255H29V254H28ZM54 255H55V254H54ZM66 255H67V254H66ZM84 255H85V252H84ZM55 256H56V255H55ZM86 256H88V255L86 254ZM119 256H120V255H119ZM121 256H122V254H121ZM32 257H33V256H32ZM38 257H39V256H38ZM40 257H41V256H40ZM42 257H44V256H42ZM42 257H41V259H42ZM52 257H53V256H52ZM56 257H59V254H58V256H56ZM62 257H64V256H62ZM70 257H71V258L74 257L73 254H72V256H70ZM80 257H81V256H80ZM80 257H79V258H80ZM82 257H84V256H82ZM105 257H106V256H105ZM124 257H125V256H124ZM126 257H127V256H126ZM25 258H26V257H25ZM36 258H37V257H35V259H36ZM45 258H47V259H48V262H49L50 257L48 258V257L45 256ZM45 258H44V259H45ZM65 258L67 259L68 257L66 256ZM90 258L92 259V257H90ZM121 258H122V257H121ZM19 259H21V260H23V261H21V260L19 261ZM32 259H34V258H32ZM38 259H39V258H38ZM38 259H36V260H37V263L39 264V263H41V259L39 260L40 262H38ZM73 259H74V258H73ZM73 259H72V260H73ZM75 259H77V258L75 257ZM81 259H82V258H81ZM81 259H80V260H81ZM28 260H29V259H28ZM53 260H54V259H53ZM57 260H58V262H56V263L59 264V261H60L59 258H58ZM62 260H63V259H62ZM70 260H71V259H70ZM65 261H66V260H65ZM65 261H64V262H65ZM67 261H69V260H67ZM85 261H86V260H85ZM112 261H114V260H112ZM26 262H27V261H26ZM32 262H34V261H32ZM43 262H44V261H43ZM71 262H72V261H71ZM81 262H82V261H81ZM81 262H80V264H81ZM35 263H36V262H34L33 264H35ZM60 263H61V262H60ZM66 263H67V262H65V264H66ZM75 263H76V261H75ZM82 263H83V262H82ZM111 263H112V262H111ZM115 263L118 264V261H117V262L115 261ZM41 264H42V263H41ZM45 264H46V263H45ZM49 264H50V262H49ZM70 264H71V263H70ZM86 264H87V262H86ZM101 264H102V263H101ZM103 264H104V263H103Z\"/></svg>", "mask_w": 264, "mask_h": 264}]
</instances>
